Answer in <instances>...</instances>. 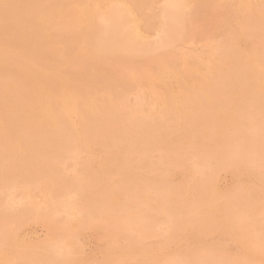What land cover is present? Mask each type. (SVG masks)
Returning a JSON list of instances; mask_svg holds the SVG:
<instances>
[{"label": "rangeland", "instance_id": "374dc122", "mask_svg": "<svg viewBox=\"0 0 264 264\" xmlns=\"http://www.w3.org/2000/svg\"><path fill=\"white\" fill-rule=\"evenodd\" d=\"M30 1H33V2H30ZM25 2H27L28 4ZM91 2H90V0H25V1L24 0H19V1L18 0H8V1L7 0H0V19H1L0 20V22H1L0 23V43L2 44V45H0V75H1V77H0V80H1L0 81V96L3 95L0 98V102H1L0 103V106H1V108H0V121H3V122H0V123H2L0 126V130L1 131L3 130V132H0V156L3 154L0 157V167H1L0 168V171H1L0 172V174H1V176H0V202H1L0 203V218H2L1 216H4L5 218L7 217L6 220L4 219V217L2 219H0V221L4 219L3 220L4 223H3V221L0 222V235H1V233H2V235L4 234L5 238L8 236L7 239L2 237V235L0 236V238L2 237V239L4 241L6 240L4 242L3 240L0 239V264H21V263L22 264H58V263L59 264H70V263L71 264H127V263L128 264L129 263L130 264H178L179 261L180 262L184 261L183 263H179V264H190V263L191 264H194V263L195 264H222V262H223V264H226V263L227 264H241V263L242 264H252L254 261L255 262L253 264H255V263L256 264H264V252H263L264 251V244H260L261 248L263 250L260 248V246L258 247V245H255V242H256V244H259V243H262V241L264 240V239L262 240V237L264 236V234H263L264 233V230H263L264 227L262 228V226H264L263 225L264 224V213H263L264 212L263 211L264 210L263 209L264 208L263 207L264 206L263 205L264 204V201H263L264 200V191H263L264 190V180H262V179H264V177H263L264 176V170H263L264 169V167H263L264 166V164H263L264 163V160H263L264 159L263 158L264 157V150H262V148H264V146H263L264 145V143H263V141H264L263 140L264 139V134H263V132H264V112H263L264 111V104H262V103H264V86H259L260 82H261V84L264 85V82H263V79H264V69H263L264 68V60L261 59V58L264 59V56H261V55H264V53H263L264 51H262L264 49V0H123L122 2H125V3H121V0H112V1L111 0H97V2L99 4L96 2V0H92ZM117 2H119V3H117ZM76 3H78V4H76ZM120 3L122 5H120ZM29 4L32 6V8H31V6H29V8H28ZM34 5H36V6L34 7ZM88 5L90 7H88ZM98 5H100V6H98ZM43 6H44V8H43ZM58 6H60L61 8ZM79 6H81V7L77 8ZM84 6H85V9H87V10H85L83 8ZM94 6H96V7H94ZM2 7H3V9H2ZM55 7H56V9H55ZM98 7H99V9H98ZM41 8L44 9L45 12ZM46 8H47V10L49 9L48 11L51 10L50 12H52L54 16L51 13H49L48 11L46 12ZM95 8H97V9L95 10ZM102 8H103V10H102ZM39 10L41 11V13H38V12H40ZM81 10H84L87 13H85L84 11H81ZM1 11H2V13H1ZM17 11H18V13H17ZM88 11H90L91 13H89ZM28 12L30 13V16H29ZM43 12L46 15H44ZM82 12H83V14H82ZM110 13H112V14L110 15ZM2 14H3V16H2ZM48 14L50 15L51 18L48 17L49 16ZM89 14H91V16H93L94 21H93L92 17L89 16ZM178 14H180V15H178ZM24 15H26V17ZM32 15H34L33 18L31 17ZM84 15H85V17H83ZM136 15H137V17H136ZM23 16H24V19H23ZM28 17L32 20V23H34V24L36 23L35 26L31 25L32 24L31 20H29ZM45 17H48V18L45 19ZM105 17H107V19ZM8 18H10V19H8ZM75 18H77V19L75 20ZM88 18H89V21H88ZM99 18H102V20H100ZM133 18L136 20H134ZM25 19L27 20V23L25 22L26 21ZM52 19H53V21H52ZM50 22H54V23H52V25H51ZM86 22L88 23L87 25H89V26L86 25ZM90 23H92V24H90ZM135 23H139V24H135ZM90 25H92V26L94 25V26L91 27ZM231 25H232L231 28H233L234 30H232L230 28ZM25 26H28V27H25ZM55 26H56V28H55ZM81 26H84V28H82ZM100 26H102V27L100 28ZM19 27H21L22 29ZM24 27H25V29H24ZM80 27H81V29H80ZM30 28L33 30H31ZM29 29H30V31H29ZM45 29H46V31H45ZM9 30H11V31H9ZM69 30H71V31H69ZM95 30H96L97 34H96V32L94 34ZM101 30H103V31H101ZM6 31H7V33H6ZM27 31H29V32H27ZM83 31H85V34H83L84 33ZM241 31H244V33ZM25 32L28 33L27 37H26L27 34H24ZM140 32H141V34H140ZM1 33H3V34H1ZM12 33H16L17 35L12 34ZM30 33L32 36L30 35ZM75 33L78 36V39L80 38L79 40L76 39L77 37L75 36ZM138 33L140 36L138 35ZM8 34L10 36H8ZM34 34H36V35L34 36ZM236 34H237V37H236ZM245 34H247L246 37L244 36ZM13 35L15 38L13 37ZM29 35L31 37H29ZM70 35H73V36L70 37ZM86 35H88L89 38H92V39H89L88 36H86ZM92 35H94L96 37H94ZM239 37L241 38L240 40H239ZM21 38L24 39V42ZM26 38L28 39V41ZM71 38L74 39V42H77V44L73 43V40ZM87 38H88V40H87ZM245 38H246V40H244ZM29 39H30V41H29ZM236 39H237V41H236ZM1 40H3V41L5 40L4 43H6L7 45L4 44ZM90 40L93 42L92 43L89 42V44H87L88 43L87 41H90ZM33 41H36V42L33 43ZM69 41L72 42L73 44L70 43ZM246 41H248V42H246ZM97 42H98V44H97ZM238 42H240V43H238ZM16 43H18V44H16ZM19 43H20V45H19ZM21 43H22V45H21ZM35 43H38V44L35 45ZM40 43H41L42 47H44L43 49H42ZM233 43H234V45H233ZM8 44H9V47H7ZM235 44H236V46L238 44L240 45V47H239V45L237 46L239 48H237L236 51H235ZM91 45H93L95 48ZM1 47L3 49L6 48L5 50H7V51L6 52L3 51V49ZM10 47H11V50H14L13 53H15V54L17 53V55H16L17 57L13 53H9V56H10V54H11V56L14 55L13 57H15L17 61L15 60V58L9 57L7 55ZM25 47H26V49H25ZM251 47H253L255 50H258V51H255L258 54L257 56L254 55V51H253L254 49L248 50V49H251ZM261 47H262V50H261ZM19 48L21 50H19ZM29 48H31V51H34V52H31V53H33V55H31L30 52L29 53L27 52L30 50ZM35 48L37 49L38 52L41 51V52H39V53H41L40 56H38L39 54H37L38 53L37 51L35 52V50H36ZM106 48H107V50H106ZM88 49H89V51H87ZM11 50L9 52H12ZM18 50H19V52H17ZM90 50H91V53H90ZM108 50H110V51H108ZM242 50H244V52ZM260 50L262 51L263 54L261 53ZM22 51H23V53H22ZM3 52H5L6 54ZM85 52H86V54H85ZM93 52H95V53H93ZM92 54H95V56ZM97 54H99V56ZM101 54L104 56H102ZM237 54L240 58L238 56L236 57ZM18 55H19V57H18ZM246 55H247V57H246ZM6 56H7V60L12 61V62H8V64H3L4 62H7V60L4 61V59H6ZM21 56H23V58L25 60L23 58H21ZM26 56H27V58L32 57L33 62L30 59L25 58ZM231 57H232V59H231ZM235 57H236V59H234ZM241 57H243V58H241ZM248 57H250L251 59ZM19 58H20V60H19ZM238 58H239V61L238 62L235 61ZM35 59H36V61H35ZM260 59H261V61H260ZM23 60L27 63L28 62L29 63L31 62V63L27 64ZM213 60L216 62L214 63ZM258 60L260 61V63L258 62ZM2 61H4V62H2ZM217 61H219L220 64H218ZM251 62H252V64H251ZM261 62H262L263 66L261 65ZM9 63H10V65H9ZM21 63H23L22 67H25V64L27 65L25 67V70H22L24 68H22V69L20 68L19 64H21ZM33 63H34V67L31 66V65H33ZM241 63H242V66H241ZM15 64H16V66H15ZM236 64H238V65H236ZM3 65L4 66L6 65L5 70H3V67H2ZM215 65L217 67H215ZM224 65H226V67H224ZM246 65H249V66H246ZM8 66H9V69H8L9 71L6 70L8 68ZM200 66L202 68V74H201V70L199 71V69H201V68H198ZM239 66L242 68H240ZM244 66H246V69ZM250 66H252V68H250ZM1 67H2L3 71L1 70ZM27 67H29V69H32L33 74H35L36 76L32 75V71H29ZM220 67H222V68H220ZM247 67H249L250 70H248L249 68L247 69ZM212 68L213 69L215 68V70H213ZM228 68L230 71L228 70ZM256 68H257V70H256ZM261 68H262L263 73H262V71H260ZM14 69H15V71L17 70L16 73H14ZM170 69H171V71H170ZM240 69H242V70H240ZM252 69H253L254 73H253ZM10 70H13L14 76L12 75L13 73ZM18 70L21 71V73L18 74ZM161 70L164 71L163 74L161 73ZM209 70L210 71L213 70L212 73H210ZM236 70H237V73H235ZM243 70H245V73ZM247 70L249 71V76L251 75L250 77H252V75L255 74L256 71H258V73L255 75L256 76L258 75V76L256 77L255 75H253V77L250 78L246 73ZM1 71H2V73H5V74L3 75L1 73ZM22 71H24V73H22ZM34 71H35V73H34ZM176 71H177V73H176ZM217 71H218V73H217ZM239 71H243V74L242 73H240V74L241 75L245 74L246 79L244 77H240V78L238 77V76H241L239 74ZM82 72H84V74ZM6 73H9L8 74L9 76ZM79 73H80V75H79ZM214 73L216 75H214ZM232 73H233V75L235 74V76L230 75ZM16 74H18V75H16ZM169 74H170V76L167 77V75H169ZM171 74H172V76H171ZM237 74H238V76H237L238 78L236 77ZM24 75L25 76L30 75L29 77H31V79L29 77H25ZM164 75H166V77L163 78L162 76H164ZM6 76H8V77H6ZM15 76H18V77H15ZM230 76H231V78H230ZM85 78H86V81H85ZM227 78H230V79L227 80ZM248 78L251 81L248 80L249 82H247ZM257 78H259L260 81H257L258 80ZM231 79H234V80H232L233 83L230 82ZM255 79H257V80H255ZM22 80L26 81V82L23 81L24 82L23 85H21ZM96 80H97V82H95ZM169 80H170V82H169ZM241 80H243L242 82H244V80H246L244 82V84L242 83V85H244V87H246L247 85H248V87L249 86L250 87L244 88L242 85H240ZM252 80L253 81L255 80L254 81V82H256L255 85H253L254 82H252ZM226 81H229V84H230L229 86H228V82L226 83ZM234 81H236L235 84H234ZM238 81H240V84L238 83ZM82 82H83V84H82ZM87 82H89V83H87ZM109 82H111V85H109L110 84ZM250 82H251V84H250ZM246 83H248V84L246 85ZM99 84H101V85H99ZM191 84L195 89L191 86ZM196 84H198V85H196ZM199 85H200V89H199ZM30 86H33V87H30ZM107 86H109V87H107ZM178 86H180V87H178ZM176 87H178V88H176ZM237 88L239 89L238 92L236 91V90H238ZM240 88H241V90H240ZM260 88L262 91L259 90ZM31 89L34 90L35 93H34V91L32 92ZM79 89L81 91H79ZM179 89H181V90H179ZM229 89H230V91H229ZM87 90H89V91H87ZM176 90H178V91H176ZM248 90H250V91L248 92ZM26 91H28V92H26ZM179 91H181V92H179ZM232 91H233V93H232ZM240 91H241V93H239ZM78 92H80V94ZM24 93H26V94H24ZM27 93L29 95L30 94L32 95V93H33L32 97H31V95L29 96ZM81 93L82 94L85 93L84 94L85 97ZM175 93H176V95H175ZM250 93L252 96L250 95ZM6 94H7V96L5 97ZM75 94H77V95H75ZM102 94L105 95V97ZM196 94H197V96H196ZM234 94H236L237 96L239 95V97L237 98V96ZM27 95L29 97H31L32 100H31V98L30 99L28 98L29 101L25 100L27 98H24V97L25 96L28 97ZM67 95L69 96V99H68ZM100 95L102 98H100ZM108 95L110 96V99H112V97H113V99L112 100L108 99V97H109ZM179 95H181V96H179ZM231 95H234V96H231ZM22 96H23V98H22L23 100L19 98ZM55 96H57V98H55ZM74 96L76 97V99H74L75 98ZM96 96L97 97L99 96V98L101 100L103 99V101H101L100 99L98 100V98ZM253 96H254V98H253ZM3 97L6 99V103L4 102L5 99ZM33 97L35 98L37 103L39 102L38 104H36V101L33 100L34 99ZM77 97H79V99ZM81 97L83 99H80ZM2 98H3V100H2ZM18 98H19V100H18ZM53 98H54V102L52 100ZM66 98L68 100H70V98L72 99L73 102L70 101L69 105L71 104L72 107L74 106L75 109L77 108L76 111L78 110L79 113H80V109H78V108L80 106H81V108L84 107L81 109V113L82 114L85 113L84 116L78 115V113L76 115L66 114L65 112L67 110V107H66V104L64 102V100ZM94 98L97 100L98 105L94 103L96 101V100L93 101ZM252 98L255 100L254 104L252 103L253 102ZM40 99H41V101H40ZM48 99H51L52 103H51V101H48ZM214 99L216 102L214 101ZM56 100H57L58 104L61 103L60 101H62L61 105L60 104L59 105L57 104L58 106L55 105ZM78 100H79V103L81 105L78 104V102H77ZM109 100L111 102H113L114 104H111V102ZM169 100H170V102H169ZM177 100H179V101L177 102ZM230 100L232 102H234L235 105ZM235 100H237V101H235ZM26 101L30 102V104L32 102V104H31L32 106L29 103H27V106H26ZM42 101H47V103L46 102L42 103ZM88 101L89 102L91 101L90 102L91 106H90ZM143 101H145V102L143 104H141ZM164 101H168V102H164ZM211 101H212V103H211ZM247 101L249 102V106H248ZM11 102L14 104H17V102H18L19 104L17 105L18 107L16 106V108H18L17 110L15 107L13 109V106H15L13 104L11 110H14V111L9 113V112H7V111H10L8 104H9V106L12 105ZM101 102H103L104 104ZM115 102H117V103L115 104ZM179 102H181V104ZM229 102L232 106H230ZM237 102L238 103L241 102V103L238 104ZM177 103H178V105H177ZM260 103L262 104V106ZM33 104H36V105H33ZM49 104H50V106H49ZM52 104L54 106H56L58 108V110H57V108L55 109L52 106ZM74 104H76V106L77 105H79V106L76 107ZM92 104L97 105V106H93ZM102 104H103V107H102ZM245 104L247 105V107L244 106ZM258 104H259V106H258ZM118 105H119V107H118ZM142 105H145V106H142ZM161 105H163V107ZM164 105H168V106L170 105V108L167 106H164ZM233 105H234V107L236 106V108H234ZM5 106H7V108H5ZM19 106H20V108H22L21 106H23L24 108L20 109ZM35 106H36V108H33ZM175 106H177V107H175ZM180 106H181L182 110L179 109ZM227 106H229L230 108ZM62 107H64L65 110ZM85 107H86V109L87 108L88 109L86 110ZM106 107H107V109H106ZM110 107H112V108H110ZM133 107H134V109H133ZM171 107H173L174 110ZM232 107H233V109H232ZM261 107H263V108H261ZM60 108L63 109L64 111L60 110ZM115 108H116V110H115ZM130 108H132V109H130ZM144 108L147 110H145ZM158 108L159 109L164 108V109L159 110ZM166 108H169V109H166ZM226 108L228 111L232 112V114H231L232 116L229 115L230 114L229 112H228L229 116L226 115L227 114ZM35 109H37L36 111H38V113L35 111ZM53 109L56 110L57 113L54 112ZM171 109H172V112H171ZM239 109L241 110V113H240ZM256 109H258V111ZM260 109H261V111H260ZM1 110H3L2 112H3L4 118L1 116L2 115ZM4 110H7V111L5 112ZM20 110H22V111L20 112ZM111 110H113V111H111ZM129 110H130V113H129ZM133 110L134 111L136 110V111L133 112ZM150 110H152L153 113ZM166 110H168V111H166ZM178 110L181 112L184 110V112L186 111V113L184 114V112H182L183 113L182 114L180 112H177ZM15 111H16V113L14 114ZM47 111H48V113H47ZM51 111H53V112H51ZM115 111L117 113H114ZM131 111L133 113H131ZM143 111L144 112L147 111L146 113L149 112L148 113L149 115L146 113L143 114L142 113ZM4 112L6 113V115H4ZM87 112H89V113H87ZM105 112H107V113H105ZM111 112H113L114 114ZM221 112H224V113H222L223 115L221 114ZM29 113H31V114H29ZM53 113H55V118L53 117L54 116ZM154 113L156 116L154 115ZM164 113H166V114H164ZM168 113H169V115H167ZM171 113L174 115H172ZM178 113H180V114H178ZM7 114H8V117H7ZM17 114H19V115H17ZM32 114L34 115V118L32 117L33 116ZM36 114H38V115H36ZM40 114L44 115V117L41 115L43 118H48V116H50V118L47 119V123H45L46 122L45 119H44L45 122H42V119H43L42 117H40V119H38V116H40ZM118 114H119V116H118ZM175 114L176 115L178 114L179 116L178 115L176 116ZM21 115H24L23 117L25 118V120L28 117L27 120L31 121V122H27V120L26 121L24 120V122H23V119H22L23 117ZM25 115H26V117H25ZM72 115L75 117L78 115V117H76V118L79 119L80 121H77L75 119V117H72ZM120 115L122 118H119ZM151 115H154L155 118ZM163 115H166L167 117L163 116ZM185 115H187V116H185ZM224 115H226V116H224ZM233 115H234V117L238 115L237 121H236L237 117L234 118ZM5 116L7 118L11 119V121H9V119L8 120L6 119V121H8L7 123H9V122L11 123L10 126L8 124V127H7L6 121H4L6 118ZM9 116H13V119ZM58 116L62 117V119H60V117H58ZM66 116L68 118H70V119H68L69 121L73 119L74 122L72 120L70 122H73V123L70 124V123H68L69 121L67 120V123H66L65 122V120L67 119ZM79 116H81V117H79ZM113 116H116V119ZM124 116L126 117V119H124ZM160 116H162L163 118ZM195 116L198 117L197 120L195 119L196 118ZM200 116H205V117L202 118ZM217 116H218L219 123L217 120ZM31 117H32V119H31ZM65 117H66V119H65ZM83 117L88 118V119L90 118V119H89V121L87 120V122H86ZM95 117L97 118V120H95L96 119ZM151 117H153V118H151ZM178 117H179V119H177ZM183 117H184V119H183ZM185 117H187L189 119V120L187 119V122H186ZM199 117L201 120L199 119ZM227 117H229L228 122H227V120H228ZM51 118L53 121L51 120ZM91 118H92V120L95 118L94 119L95 121L93 120L92 122H90ZM102 118L104 120H106L108 118L109 121L106 120L107 123H105V121ZM59 119L61 120V124H65L66 126L65 125L62 126L60 124ZM82 119H84V121H85L84 123H82ZM117 119H119V120H117ZM121 119H123L124 121ZM164 119H166V120H164ZM176 119L178 121H175ZM213 119H214L215 123L217 120V123L219 124L218 126H217V124L212 123ZM35 120L37 121V124H36ZM48 120L49 121L51 120V122H48ZM56 120H58L59 123ZM192 120H194V122L195 121L197 122L198 120L200 122L202 121L201 123L197 122V123H200L202 126H200L199 124H197V126H196V122H195V125L193 124V122L192 123L188 122V121H192ZM231 120H233V121H231ZM96 121H98L99 123ZM203 121H205V122H203ZM221 121H223L222 123L225 125V127H223L224 125H222ZM26 122L29 123V126ZM41 122L44 124V126L40 125ZM52 122H55V123H52ZM167 122L170 124V125H168L169 128L164 127V126H167V125H164V124H168ZM209 122L212 123V125L214 124L213 125L214 127L212 126V129L209 128V127H211L210 126L211 124L209 125ZM226 122L228 124H232L233 126H234V124H235V126L237 124V127L234 126L235 127L234 128L232 125H230V127H229V126H227L228 124ZM30 123H32V124H30ZM57 123L61 125L60 128H59V125ZM88 123H89V127L92 126L90 128V130L87 129ZM256 123L259 125L257 126ZM47 124H49V126L54 124V127H52L53 132L49 133L48 129L45 130L46 129L45 126H48ZM55 124H57L58 129L55 128L56 127ZM84 124L86 125V129L89 130V132H91V136H90V133L88 131H87V133L85 132L86 129H85V131H84V128L82 130L81 127H85ZM116 124H118V125H116ZM135 124L137 127L135 126ZM137 124L140 125L141 127L138 126ZM156 124H158L159 126L161 125V126L159 127ZM162 124H163V126H162ZM177 124H178V127L176 126L175 127L176 129L173 128L174 127L173 125H177ZM190 124H192L191 127H189ZM5 125H6L7 129L5 128ZM25 125L27 126V130H26ZM32 125L38 126V127L36 126V130L39 127H40L39 128L40 130H42L45 127L43 129L44 132L39 131V129L36 131ZM78 125H80V126L82 125V126L80 127ZM206 125H208V126H206ZM215 125L217 126V129H215V127H216ZM2 126L4 129H2ZM64 126L65 127L73 126V127L69 128V130H73V132L71 131L72 134L70 133L68 128H65L67 131L64 130L65 131V134H64V132H63ZM77 126H78V128H76ZM97 126H99L100 129H98ZM150 126L154 128V129L152 128L151 131H149L151 128ZM156 126H157V128H156ZM182 126L183 127L185 126L186 128L185 127L182 128ZM61 127H63V128L61 129ZM79 127L81 128L82 132L79 131L80 130ZM108 127H110V128L107 130ZM114 127H116V128H114ZM161 127H164L163 130L160 129ZM179 127H180V131H177V129L179 130ZM198 127H199V129H198ZM220 127L221 128L223 127V131ZM226 127H228V128H226ZM30 128L31 129L33 128L34 130H31ZM92 128H93V130H91ZM105 128H106V130H105ZM134 128H135V130H134ZM143 128L146 129L145 132H144ZM155 128H156V130H155ZM170 128H172V129H170ZM187 128H188V130H187ZM194 128H195V130H197L196 131L197 134L195 132H193V131H195ZM201 128H202V130H201ZM204 128H207L208 131L210 130L208 132L205 129L208 132V134L205 130H203ZM110 129H111V131H110ZM141 129H143V130H141ZM157 129H158V132H157ZM168 129H170V130H168ZM262 129H263V131H262ZM161 130L164 133L161 132ZM164 130H166V131H164ZM174 130H175V132H174ZM231 130H233V131H231ZM253 130L255 132L256 131L258 132L260 130L259 131L260 133H258V134L255 133V135H254ZM50 131H51V129H50ZM116 131H118V132H116ZM120 131H122V132H120ZM169 131L173 132L174 134L176 133L177 137L175 135H172V133H169ZM191 131H192V133L188 134ZM199 131H201V133ZM202 131H203V133H202ZM226 131H228V135L230 137L227 135ZM229 131H231V132H229ZM93 132H94V134H93ZM96 132H98V133H96ZM102 132H104V134H105V132L108 134V135L105 134L106 137L110 135V137L106 138L105 135L102 134L105 142H104V140H103V142H101L102 138L99 137V136H102V135H100ZM150 132H152L154 134L161 132V134L159 133V136L157 137V134L156 135L153 134L154 136H152V134ZM185 132H187V133H185ZM198 132L200 133V135ZM220 132L224 136L221 135ZM236 132H238V133H236ZM244 132H245V134H247V136L244 135ZM2 133L4 136L2 135ZM53 133H55L56 136ZM66 133L70 134L69 136L72 135L71 138ZM88 133H89V135H88ZM131 133L133 134V136H130V135H132ZM167 133H168V135L170 134L169 136H171V137L167 136L166 135ZM177 133H179V135ZM194 133L197 135V137H195V138L193 137V138L195 140L197 139L198 141L197 140L195 141L192 137H190V136H192V134L194 136L195 135ZM209 133H210V135H209ZM6 134H7V137H6ZM78 134H80V135H78ZM81 134H83V135H81ZM113 134L118 135V137L114 136ZM121 134L122 135L124 134V136H122ZM180 134L181 135L184 134L185 137L183 136V138H185V139H183ZM185 134H187V136ZM203 134H206V135H203ZM216 134H218V135H216ZM230 134H232V136L234 134V136L231 137ZM57 135L60 138L63 137V140L65 139L64 137H66V138L68 137L67 140L68 139L69 140L68 141L64 140V142H63L62 139L60 140L57 137ZM112 135H113V137H112ZM162 135H163L162 139H164V138L168 139V140L164 139V141H166V142H164L161 139ZM248 135L250 136V139H249ZM73 136H74L75 140H73ZM87 136L88 137L90 136V138H92V137L93 138L91 140L87 141V139H88ZM94 136H96V137H94ZM142 136L145 139L144 141H146V142H144V141L143 142L145 143V145L146 144L148 145V146L146 145V148L144 147V144L140 145L143 143L142 142V140H143ZM149 136H151L150 137L151 139L148 138ZM198 136H200V137H198ZM226 136L229 138H227ZM82 137H83V139L86 138L85 140L87 141V144L95 146L94 147L95 150L93 149V146L90 147L89 145H85L86 144L85 140H83ZM120 137H121V139H120ZM154 137L156 139H158L160 137L159 138L160 140L158 139V141L161 143L163 141L164 145L161 143H158V141H156L158 144L157 143L155 144L154 140H156V139H154ZM187 137H189V138H187ZM108 138L109 139L112 138V140L111 139L109 140ZM126 138H128L127 140L128 141L130 140L131 143L128 142L126 140ZM130 138H132V139H130ZM137 138H139L141 141ZM169 138H171V139H169ZM200 138H203V139H200ZM204 138H206V141L204 140ZM215 138H216V140H215ZM224 138H225V140H224ZM253 138H255V139L253 140ZM260 138H262V139H260ZM70 139H72L71 141H74V143L73 142L72 143L71 142L66 143V141L69 142ZM76 139L78 140V142ZM93 139H95V140L100 139L101 141L97 140L98 142H96ZM147 139L149 141L150 140L151 141L149 142ZM187 139L188 140L190 139L189 140L190 143L187 142ZM207 139L209 141H211L212 143L207 141ZM226 139H228V140L226 141ZM244 139H246L247 141H245ZM29 140H30V142H29ZM31 140L34 143H31ZM92 140L95 143L92 142ZM123 140L126 141V143L128 145L124 149L122 147H125L126 145H125V142ZM131 140H133V141L135 140L134 141L135 143ZM199 140H200V142H199ZM201 140L206 142V143L203 142L205 147L204 146L201 147V145L203 144V143H201ZM36 141H37V143H35ZM108 141L110 142V144ZM118 141H120V142H118ZM122 141H123V143H122ZM136 141H137V143H136ZM170 141H172V142H170ZM183 141H185V142H183ZM244 141L246 143H244ZM8 142H10V143H8ZM19 142H21V143H19ZM81 142H82V144H81ZM90 142H92V144ZM106 142H108V143H106ZM180 142L185 143L186 145L184 144V146H183V144L181 145ZM191 142H192V144H195L193 146H196V148L197 147H199V148L197 150L194 149L195 147H193L191 145ZM218 142L220 144H218ZM240 142H242V143H240ZM249 142H252V143H249ZM138 143H139V146L134 147V145H136ZM79 144H80V146L84 144L87 149H85L84 146L83 147L81 146L82 147L81 148L79 146ZM107 144L109 145V147L112 146V147H110L111 149L108 148V146H106ZM150 144H152L151 145L152 147L154 146L153 149H150V148H152V147H149ZM172 144H174L173 147L171 146ZM176 144H177V146H175ZM178 144H180V146H182V147H179ZM188 144L191 145V147H189ZM205 144L207 145V147ZM223 144H225L224 145L225 147L223 146ZM255 144H257V145H255ZM131 145H132V147H131ZM156 145H157V147H156ZM209 145L211 147H209ZM214 145H215L214 148H216L217 146L219 147L218 151L213 148ZM250 145L253 146L254 148L251 147ZM104 146H106L108 148V150L110 149L109 150L110 152ZM244 146H246V148L248 147L249 149L248 148L246 149ZM161 147H162V149H161ZM200 147L202 148V150H200ZM233 147L237 150H235ZM238 147H240V148H238ZM118 148L120 149V151ZM128 148L130 149L129 151H128ZM138 148H139V151H137ZM158 148H159V150L160 149L161 150L159 151ZM164 148H166V149H164ZM257 148H258V150H257ZM103 149H104V151H106V153H108V155H106L105 152H102ZM133 149H135V150L133 151ZM173 149L176 151L174 152ZM245 149L247 150V152ZM25 150H28V151H25ZM122 150H124L125 153ZM163 150H164V152H163ZM166 150H170L167 152H171V154L173 153L172 155H175L176 157L172 156L170 153L164 154V153H167ZM179 150H181L180 151L181 153L177 152ZM183 150L185 151V153L183 152ZM220 150H222V151L220 152ZM227 150L229 152H233V153L230 154V153H228ZM242 150H244V151H242ZM249 150H251L250 152L253 154H250ZM254 150H256V151H254ZM99 151H100V153H99ZM116 151L118 154L116 153ZM140 151H141V153H140ZM195 151H197V152H195ZM204 151H205V153L203 155ZM121 152H123V153H121ZM176 152L180 153L182 158L179 156V154H176ZM243 152H246V153L249 152L248 156L249 157L254 156L255 160L251 157V159H252V161H251V159L247 156L246 153L241 154ZM95 153H99L101 155L95 154ZM161 153H163V155L166 157H163ZM198 153H199V155L201 154L202 157H199ZM103 154H104V156H106V158L99 159V158L104 157ZM120 154H121V156L124 157V159H123V157L120 156ZM128 154L131 155V157L128 158L127 157ZM254 154L256 156L260 157L261 162H258V161H260V159L256 158V156ZM97 155L99 157H97ZM118 155L123 160L124 166H123V163L120 162L122 160L119 159ZM239 155L241 156V158ZM116 156H118L117 157L118 161H115V160H117ZM233 156H234V158H236V157L237 158L234 159ZM158 157L160 160L159 162H157ZM174 157L177 159L175 160ZM179 157L181 158V160H179L180 159ZM222 157H223V159H221L222 160L221 161L220 158H222ZM229 157H231V159H229ZM23 158H25V159H23ZM168 158L171 160H169ZM11 159H12V161H11ZM111 159H112V162H111ZM150 159H152V160H150ZM161 159H163V160H161ZM237 159H239V160L242 159L241 160L242 162H240ZM124 160H126L127 162ZM188 160L190 162H188ZM223 160H226L228 162L227 165L224 164L226 161L224 162ZM230 160H231V162H230ZM232 160H234V161H232ZM235 160H236V163H235ZM99 161H102V165H101V162H99ZM176 161H178V162H176ZM155 162H157V163H155ZM167 162H168L169 168L167 167ZM175 162H176V164H175ZM181 162L184 164H182ZM254 162H257L258 164L256 165V163L254 164ZM13 163L15 166L14 165L12 166ZM87 163H88V165H87ZM104 163L105 164L107 163L108 165L106 164V166H105ZM119 163H120V165H119ZM161 163H162V170H161V168H159V167H161ZM180 163L182 165H187L188 167L190 165V167L188 168L187 166H183L185 168L184 169L182 167L184 169L183 170L182 168H180L182 166V165L180 166ZM238 163H240L241 166L238 165ZM9 164L12 167L8 166ZM142 164H143V166H142ZM155 164H158V166ZM193 164H195V165H193ZM110 165H112L113 167ZM114 165H116V167ZM125 165H126V168H128V166L130 167L129 168L130 171L125 168ZM242 165H244L245 167ZM248 165L250 166V167H248L249 169L247 168ZM259 165L261 168L259 167ZM7 166L10 170L7 168ZM101 166H105L106 168L104 167L105 168L104 169ZM107 166H109L110 169H108L109 167L107 168ZM133 166H135V167H133ZM173 166L174 167L176 166L175 167L176 169ZM178 166H180V167H178ZM256 166H257V168H260V169L255 168ZM2 167L6 170H4ZM123 167H124V169H122ZM150 167H152V168L150 169ZM87 168H89V169H87ZM96 168H99L100 170L99 169L96 170ZM117 168H120L119 169L120 171ZM133 168H135V169H133ZM137 168H140V169H137ZM153 168H155V169H153ZM245 168H247V170H245ZM253 168H255V170H253ZM1 169L3 170V172ZM102 169L104 170L103 173L101 172V171H103ZM111 169H113V171ZM193 169H196V170L193 171ZM256 169H257V172H256ZM7 170H9L11 173ZM98 170L101 173H98L99 172ZM106 170L107 171L110 170L109 171L110 173L107 172ZM115 170H117L119 172H117ZM122 170H124V174H123ZM132 170H134V171H132ZM152 170H154V171H152ZM249 170H250V172H248ZM4 171H6L5 174H4ZM93 171H95V172L93 173ZM136 171H138L137 175L134 174V173H136ZM164 171H167L168 173H166ZM170 171H172L173 174ZM197 171H199V172H197ZM205 171H207L206 172L207 174L205 173ZM127 172H129V173H127ZM153 172H155L157 174H155ZM8 173L10 175H8ZM97 173H98V175H100V177L97 176ZM115 173H117L118 176H120L121 178L118 176L116 177ZM125 173H127V174H125ZM140 173H141V177H140ZM147 173H150V174H147ZM192 173L194 175H192ZM197 173H198V175H196ZM94 174H95V176H94ZM102 174L105 176H103ZM111 174H114V175H112V176H114L113 178L110 176ZM129 174L131 177L128 176ZM152 174L155 175L156 177L155 176L151 177ZM201 174H203V175L201 176ZM107 175H109L110 178ZM122 175H124V178ZM256 175H258V176H256ZM4 176L6 178H4ZM89 176H91V177H89ZM187 176L189 179L187 178ZM200 176H201V178H200ZM203 176H205V177H203ZM96 177H98V178L96 179ZM126 177H128L129 179ZM144 177H145V180L147 179L146 180L147 184H145L146 181L144 180ZM166 177H168V180ZM193 177L195 178V180ZM214 177H215V179H214ZM99 178H102V179H99ZM103 178H104V181L108 185L105 184V182L103 181ZM137 178H139V179H137ZM140 178L142 180H144L145 182H143ZM160 178H161V181H160ZM191 178L193 180H191ZM239 178H241V179H239ZM84 179L86 180V182ZM92 179H93V181H92ZM120 179H121V181H119ZM148 179H150L153 182L149 181ZM186 179H188V181H185ZM208 179H210V180H208ZM100 180L103 182L101 183ZM108 180L111 183H109ZM135 180H136L138 186H137ZM154 180H156V181H154ZM140 181L144 185L139 183ZM164 181H166V182H164ZM183 181H184V184H182ZM207 181H212V182H209L210 183L209 184ZM239 181L241 182L242 185L240 184ZM89 182H92L94 184H89ZM118 182L120 183L119 185L122 184L120 187L123 188L124 192L122 191L121 188H119V185H117ZM179 182H181V183H179ZM188 182H189V184H188ZM198 182H200V183H198ZM99 183H101V185ZM192 183H193V185H192ZM85 184H86L87 188L89 186V188H88L89 190L85 187ZM96 184L97 185L99 184L98 185L99 187H97ZM135 184H136V186H135ZM157 184H159V188H158V186L156 187ZM166 184H168V185H166ZM171 184H173V185H171ZM195 184H197V185H195ZM201 184L202 185L204 184V185L202 186ZM91 185L93 186V188L91 187ZM125 185H127V186H125ZM160 185L161 186L163 185V187H160ZM194 185H195V189L193 187ZM205 185H208V186L205 187ZM214 185H215V187H213ZM108 186L111 188V190L115 186L114 189L118 190V191L115 192V190L113 189L112 193H111V190L109 189ZM112 186H113V188H112ZM182 186H185V187L183 188ZM239 186H241V187L244 186V187L242 189ZM84 187H85V189H84ZM141 187H145V188H141ZM155 188H158L159 191L157 190L158 192H156ZM175 188H176V190L178 188L179 189L176 191ZM197 188H200V189L198 190ZM82 189H83V191H82ZM101 189H105L102 191H105L106 193L101 192ZM125 189L126 190L128 189L130 191L127 190V192H126ZM151 189L154 192H152ZM166 189H169V191H167ZM190 189H191V191H190ZM206 189H208V190L210 189V191L212 192V193L210 192L211 195L209 194L208 190H206ZM233 189H234V191H233ZM85 190H87V192ZM132 190H134V192H132ZM160 190H162V191H160ZM164 190H166L167 192ZM183 190H185V192ZM201 190H203L202 191L203 193L202 192L200 193ZM235 190L239 191L238 194H237V191H235ZM250 190L252 192H250ZM256 190H258V191L256 192ZM259 190L260 191L262 190V195H261V192ZM88 191H91V192H88ZM204 191H206V192H204ZM232 191L235 193V195L237 194L239 197H234L235 195H233L234 193ZM240 191H242L243 194H241L242 192H240ZM82 192H84V193H82ZM100 192H101V195H100ZM113 192L118 193L117 196H115L116 194ZM136 192L139 194L136 195ZM170 192L172 193L173 196H171ZM179 192H181V193H179ZM230 192H231V194H230ZM150 193L155 198L154 200H155V202H157L156 204H155V202H153V200H152L153 197ZM155 193H156V195H155ZM162 193H164V194L162 195ZM177 193H178V195H176ZM193 193H194V195H193ZM207 193L209 194V196H206V195H208ZM248 193H249V195H247ZM97 194L100 196V198ZM110 194L113 196H110ZM120 194L124 197L123 198L124 200H122V196ZM132 194H134V196ZM142 194H144V195H142ZM158 194L162 195V197L161 196L158 197L157 196ZM200 194H201V196H200ZM128 195H132V197L128 196ZM164 195H166L168 197H164ZM183 195H185V196H183ZM202 195L203 196L205 195V197H203L205 199H202ZM222 195H224V196H222ZM226 195H227V197H226ZM242 195L243 196L245 195L246 197L244 196V198H243ZM211 196H213V197H211ZM229 196H230V198L231 197L232 198L230 199ZM250 196H252L254 198V200ZM141 197H144V198H141ZM178 197H179V199H178ZM188 197H189V199H188ZM111 198H112V200H111ZM136 198L140 200V202H139L140 205L137 204L138 200ZM150 198H151V200H150ZM162 198L164 201L163 200L160 201ZM174 198H176V199H174ZM222 198H224L223 201L225 203L227 202V204L222 202V200H221ZM245 198H246V200H245ZM255 198L258 199V202H257V199H255ZM261 198L263 199L262 202H261ZM70 199L73 201H71ZM133 199L134 200L136 199L137 202H136V200L134 201ZM141 199H143V201ZM147 199H149L150 201L148 202ZM172 199H174V200H172ZM210 199L215 200V201H213L214 203L212 202V200L210 201ZM238 199H239V201H238ZM243 199H244V201H243ZM99 200H106V202L102 201V203H101V201H100V203H99L98 202ZM108 200H110L111 202ZM233 200H234V203H233ZM235 200H237L238 202L237 201L235 202ZM249 200H251V201H249ZM67 201H68V203H67ZM125 201H127V203ZM206 201L208 202L209 205L207 204ZM216 201H218V202H216ZM73 202H75L77 204H74ZM96 202H97V204H101V205H103V202H104V205L98 206V205H96ZM120 202H122V203H120ZM123 202L125 203V205H123L124 204ZM146 202L150 204L151 208ZM159 202L166 203V204L163 205ZM190 202H191V205H190ZM193 202H194V206H192ZM209 202H211V203H209ZM242 202H244L245 209H243L244 208L243 204L242 205L240 204ZM70 203H72V204H70ZM107 203L109 205H105ZM141 203L143 205H141ZM235 203H238L239 205L235 204ZM254 203H256V204H254ZM258 203H259V206L256 207L258 205ZM260 203H261V205H260ZM120 204H121V206L119 207L118 205H120ZM126 204H127V206H126ZM158 204H160V206H158ZM199 204L200 205L203 204L206 206H204V208H202L203 207L202 206L200 209ZM228 204H230V205L228 206ZM249 204H250V206H249ZM251 204L254 206L252 207ZM48 205H50V206H48ZM59 205L62 206L61 209H60ZM69 205H71V206H69ZM122 205L124 208L122 207ZM219 205H221V206H219ZM65 206H67V208ZM76 206H77V209H73V208H76ZM91 206L93 208H91ZM107 206H108V208H107ZM183 206H187L188 209H187V207L185 208ZM48 207H50V208L55 207V209H53V210L51 209V211H53V212H49L50 208L48 210L47 209ZM56 207L59 209H56ZM71 207L73 210L71 209ZM125 207H127L128 209H126ZM140 207H142V208H140ZM212 207L215 209V211H214V209H212ZM218 207H220V208H218ZM247 207H250V209ZM110 208H112V209H110ZM120 208H121V210H120ZM159 208H160V210H159ZM164 208H166V210H164ZM180 208L181 209L184 208L185 210L183 209V211H185V213H183ZM190 208L193 212V213L192 212L190 213L191 216L187 212L190 210ZM206 208H207V210H206ZM252 208H254L256 210H254ZM63 209H65L66 211ZM141 209L142 210L145 209V211H141ZM168 209L169 210L173 209L174 211H171V210L168 211ZM194 209H195V212L197 211V213H194V211H193ZM209 209H212V210H209ZM222 209L223 210L225 209V210L223 211ZM229 209H231V213H230ZM237 209H238V211H237ZM61 210H63V211H61ZM74 210L77 214H75V213L73 214ZM175 210L180 216L177 213L176 214L178 216L175 214ZM241 210L242 211L245 210V211L243 213H241L242 212ZM64 211H65V213H64ZM113 211H114L115 215H114ZM160 211H162L161 212L162 214L160 213ZM167 211H168V214L170 213L169 214L170 216L167 214ZM210 211H212V212H210ZM255 211H258V212L263 211V212H260L261 216L258 217V214H257L258 212L254 213ZM141 212H142V214H141ZM186 212H187L188 216H186ZM204 212H209L210 214L209 213L206 214ZM62 213H64V214H62ZM66 213L70 218L66 215ZM129 213H131V215ZM144 213H145V215H144ZM171 213H174L173 214L174 216L171 215ZM237 213H239L240 215L238 214V216H235V215H237ZM245 213H248V214H245ZM260 213H259V215H260ZM127 214L132 216V217L131 218H130V216L128 217ZM159 214H161V215H159ZM193 214H196L195 217L193 216ZM205 214L207 216L209 215L208 218ZM243 214H244L245 218L242 217ZM249 214H251L252 218L250 217ZM117 215L119 216L118 218H117ZM120 215H122V216H120ZM123 215L124 216L126 215L127 217L125 216V218H124ZM140 215H142V217ZM143 215L145 216V219H143L144 218ZM73 216H74V218H73ZM107 216H109V217L107 218ZM111 216H112V218H115V219L111 220L110 219ZM135 216H137L138 218ZM163 216L164 217L167 216L168 218L166 219ZM189 216H190V218L192 217V220H191L192 222L189 221L190 220V218H188ZM240 216H241V218H240ZM139 217H141L142 219ZM171 217L173 219H171ZM176 217H178L177 220H176ZM209 217L211 218L210 219L211 222L205 223L206 220L208 221ZM227 217H228V220L230 219L231 221L225 220V219H227ZM246 217L249 218L250 220L247 219ZM8 218L9 219L12 218V219L9 220ZM184 218H186V219L188 218V220H186V219L185 220H186V225H187V222H189L187 226L190 228L185 227L186 225L184 224L185 223ZM203 218H204V220H203ZM233 218H234L233 221L235 222V224H234V222H232ZM118 219H119V221H118ZM193 219H194V222H193ZM237 219H239V220H237ZM108 220H111L113 222V224H111V221L108 222ZM138 220H140L139 221L140 223L138 222ZM199 220H200V226H201V223L203 221V225H202V226H204L203 229H202V226L201 227L198 226ZM120 221L121 222L124 221L125 223L123 224ZM130 221L132 222L131 223L132 226L129 223ZM177 221H179V222H177ZM213 221H214V223H212ZM251 221H252V223L254 221L255 222L252 224V223H250ZM256 221L259 224H257ZM261 221L263 223H261ZM117 222H120V223H117ZM175 222H177V225L180 226L181 228L177 227ZM215 222H217V223L215 224ZM102 223H103V225H102ZM127 223H129V226ZM146 223H148V224H146ZM170 223H172L173 226ZM180 223L184 224L185 226H183L182 224L180 225ZM125 224H127V225L125 226ZM139 224H142L143 226L139 225ZM189 224H190V226H189ZM145 225H146V227H148L149 225L150 226L148 228H145ZM195 225L198 227L196 228ZM220 225L222 228L219 227ZM231 225L233 227H231ZM242 225L243 226L245 225V226L242 227ZM247 225H249L251 227H249ZM255 225L258 227L255 228L256 227ZM205 226H207L208 228H211V229H208ZM228 226H229V228H228ZM172 227L174 228L173 231L176 230L175 232L171 231ZM236 227H238V229H236ZM248 227L251 229H249ZM178 228H179V230H178ZM182 228H184V229L186 228L187 231L185 230V232H183L184 229H182ZM218 228L221 230H218ZM142 229H143V231H142ZM224 229H226V230L229 229V232L224 230ZM244 229H247V230H244ZM103 230H105V231H103ZM181 230H182V232H180ZM190 230H192L194 232H192ZM200 230H202V232ZM206 230H208V231H206ZM209 230H212L213 234H211L212 231H209ZM247 231L250 233H247ZM176 232H178V233H176ZM232 232H233V234H231ZM238 232H239V234H238ZM252 232H254L255 234ZM257 232H258V234H256ZM160 233H162L161 234L162 236L160 235ZM179 233H181V234H179ZM201 233L202 234L204 233V234L202 235ZM226 233H228V234H226ZM175 234L180 239H178ZM192 234L193 235L195 234V235L192 237L191 236ZM207 234H208V237H207ZM229 234L232 236H230ZM245 234L246 235L249 234L248 235L249 237L246 236ZM251 234H253V235L251 236ZM164 235H166V236H164ZM199 235H201V236L198 237ZM209 235L212 237L210 238ZM254 235L257 238L253 237ZM151 236L154 237L155 239L152 238ZM202 236H203V238H202ZM9 237L11 238V240H13L10 243H8V240L10 239ZM148 237H150V238H148ZM186 237H188V238H186ZM227 237H229V240ZM234 238H235V240H234ZM164 239H170V240L167 241ZM199 239L201 240V242L204 240L203 242L204 243L206 242L208 244L206 245V243L204 244L203 242L200 243ZM239 239H241V240H239ZM11 240H9V241H11ZM226 240H228V242ZM237 240L240 241V243ZM249 240H251V243ZM258 240H261V242L260 241L258 242ZM214 241L216 242V244ZM229 241H231V242H229ZM233 242L235 244L237 243V245H235ZM186 244H188V245H186ZM211 244L213 246L216 245L220 249L215 246V248L219 249V250L218 251L214 250V247ZM252 244H254V246L250 247V246H252ZM175 245H177V247ZM180 246L182 247V249H180L181 248ZM13 247H15V249ZM31 247L34 248L35 251H33ZM203 247H204V249H203ZM211 247H212V249H211ZM243 247H245V248H243ZM8 248H10V249L8 250ZM132 248H134V249H132ZM221 248H222V251H221ZM246 248H247V250H246ZM177 249H178V251H176ZM27 250H29V251L27 252ZM183 250H186V251H184L185 253H183V255H182L181 253L183 252ZM10 251H12V252H10ZM187 251H190V252H187ZM6 252H9V254H12V255H9ZM216 252H218V253H216ZM247 252H249L250 254ZM30 253H31V255H30ZM259 253H261V254H259ZM23 254L27 257H25ZM189 254L191 256H189ZM245 254H246V256H244ZM22 255H23V257H21ZM35 255H37V256H35ZM203 255H206V256H203ZM224 255H226V256L224 257ZM254 255H255V257H254ZM30 256H32V257H30ZM120 256H122V257H120ZM194 257H196V258H194ZM119 258H121L123 260H121ZM24 259H25V261H24ZM66 259H67V261H66ZM243 259H244V261H243ZM7 261H9V263ZM122 261H123V263H122ZM63 262H65V263H63ZM175 262H177V263H175ZM200 262H202V263H200Z\"/></svg>", "mask_w": 264, "mask_h": 264}, {"label": "bare ground", "instance_id": "6f19581e", "mask_svg": "<svg viewBox=\"0 0 264 264\" xmlns=\"http://www.w3.org/2000/svg\"><path fill=\"white\" fill-rule=\"evenodd\" d=\"M7 1H8V0H7ZM18 1H19V0H18ZM24 1H25V0H24ZM91 1H92V0H90V2H91ZM111 1H112V0H111ZM122 1H123V0H121V3H125V2H122ZM14 2H15V1H14ZM22 2H23V1H22ZM30 2H33V1H30ZM96 2H97V0H96ZM100 2H101V1H100ZM7 3H8V2H7ZM23 3H24V2H23ZM25 3H27V2H25ZM91 3H92V2H91ZM91 3H90V4H91ZM97 3H98V2H97ZM102 3H103V2H102ZM117 3H119V2H117ZM121 3H120V5H122ZM27 4H28V3H27ZM30 4H31V3H30ZM30 4L28 5V8H29V6H31ZM76 4H78V3H76ZM94 4H95V3H94ZM98 4H99V3H98ZM11 5H12V4H11ZM25 5H26V4H25ZM80 5H81V4H80ZM175 5H176V4H175ZM4 6H5V5H4ZM17 6H18V5H17ZM21 6H22V5H21ZM35 6H36V5H34V7H35ZM75 6H76V5H75ZM98 6H100V5H98ZM126 6H127V5H126ZM5 7H6V6H5ZM37 7H38V6H37ZM58 7H60V6H58ZM80 7H81V6H79V7H77V8H80ZM88 7H90V6L88 5ZM94 7H96V6H94ZM101 7H102V6H101ZM128 7H129V6H128ZM26 8H27V7H26ZM31 8H32V6H31ZM38 8H39V7H38ZM43 8H44V6H43ZM49 8H50V7H49ZM60 8H61V7H60ZM83 8L85 9V6H84ZM86 8H87V7H86ZM2 9H3V7H2ZM2 9H1V10H2ZM41 9H42V8H41ZM50 9H51V8H50ZM55 9H56V7H55ZM55 9H54V10H55ZM90 9H91V8H90ZM96 9H97V8H95V10H96ZM98 9H99V7H98ZM176 9H177V8H176ZM17 10H18V9H17ZM30 10H31V9H30ZM42 10L44 11V9H42ZM48 10H49V9H48ZM48 10H47V8H46V12H47ZM57 10H58V9H57ZM85 10H87V9H85ZM102 10H103V8H102ZM133 10H134V9H133ZM178 10H179V9H178ZM28 11H29V10H28ZM31 11H32V10H31ZM39 11H40V10H39ZM50 11H51V10H50ZM50 11H48V12L51 13V14L53 15V13L50 12ZM81 11H84V10H81ZM81 11H80V12H81ZM176 11H177V10H176ZM3 12H4V11H3ZM32 12H33V11H32ZM44 12H45V11H44ZM44 12H43V13H44ZM55 12H56V11H55ZM84 12H85V11H84ZM88 12L91 13L90 11H88ZM132 12H133V11H132ZM174 12H175V11H174ZM1 13H2V11H1ZM4 13H5V12H4ZM17 13H18V11H17ZM28 13H29V12H28ZM36 13H37V12H36ZM38 13H41V11L38 12ZM38 13H37V14H38ZM85 13H87V12H85ZM133 13H134V12H133ZM176 13H177V12H176ZM179 13H180V12H179ZM80 14H81V13H80ZM82 14H83V12H82ZM111 14H112V13H110V15H111ZM136 14H137V13H136ZM38 15H39V14H38ZM44 15H46V14L44 13ZM48 15H49V14H48ZM178 15H180V14H178ZM2 16H3V14H2ZM24 16L26 17V15H24ZM24 16H23V19H24ZM29 16H30V13H29ZM33 16H34V15H32L31 17L33 18ZM53 16H54V15H53ZM89 16H91V14H89ZM89 16H88V17H89ZM181 16H182V15H181ZM181 16H180V17H181ZM15 17H16V16H15ZM40 17H41V16H40ZM48 17H50V15H49ZM48 17H45V19H47ZM83 17H85V15H84ZM91 17H92V19H93V16H91ZM136 17H137V15H136ZM178 17H179V16H178ZM178 17H177V18H178ZM28 18H29V17H28ZM37 18H38V17H37ZM43 18H44V17H43ZM43 18H42V19H43ZM50 18H51V17H50ZM52 18H53V17H52ZM81 18H82V17H81ZM102 18H103V17H102ZM102 18H99V19L102 20ZM105 18L107 19V17H105ZM8 19H10V18H8ZM13 19H14V18H13ZM20 19H21V18H20ZM26 19H27V18H26ZM26 19H25V20H26ZM45 19H44V20H45ZM76 19H77V18H75V20H76ZM103 19H104V18H103ZM133 19H134V18H133ZM0 20H1V19H0ZM29 20H31V19L29 18ZM38 20H39V19H38ZM134 20H136V19H134ZM179 20H180V19H179ZM6 21H7V20H6ZM50 21H51V20H50ZM52 21H53V19H52ZM82 21H83V20H82ZM88 21H89V18H88ZM88 21H87V22H88ZM93 21H94V19H93ZM25 22L27 23V20H26ZM33 22H34V21H33ZM87 22H86V25L88 24ZM0 23H1V22H0ZM15 23H16V22H15ZM29 23H30V22H29ZM31 23H32V20H31ZM31 23H30V24H31ZM50 23H51V25H52V23H54V22H50ZM50 23H49V24H50ZM3 24H4V23H3ZM35 24H36V23H35ZM35 24L32 23L31 25H34V26H35ZM90 24H92V23H90ZM135 24H139V23H135ZM242 24H243V23H242ZM22 25H23V24H22ZM24 25H25V24H24ZM27 25H28V24H27ZM31 25H30V26H31ZM236 25H237V24H236ZM1 26H2V25H1ZM84 26H85V25H84ZM84 26H81V27L84 28ZM87 26H89V25H87ZM90 26L93 27L94 25H93V26L90 25ZM134 26H135V25H134ZM137 26H138V25H137ZM237 26H238V25H237ZM237 26H236V27H237ZM25 27H28V26H25ZM25 27H24V29H25ZM31 27H32V26H31ZM81 27H80V29H81ZM91 27H90V28H91ZM101 27H102V26H100V28H101ZM231 27H232V25L230 26V28H231ZM14 28H15V27H14ZM19 28H21V27H19ZM55 28H56V26H55ZM86 28H87V27H86ZM138 28H139V27H138ZM2 29H3V28H2ZM17 29H18V28H17ZM21 29H22V28H21ZM30 29H31V28H30ZM30 29H29V31H30ZM66 29H67V28H66ZM80 29H79V30H80ZM97 29H98V28H97ZM231 29L234 30L233 28H231ZM31 30H33V29H31ZM54 30H55V29H54ZM59 30H60V29H59ZM64 30H65V29H64ZM79 30H78V31H79ZM82 30H83V29H82ZM86 30H87V29H86ZM9 31H11V30H9ZM13 31H14V30H13ZM25 31H26V30H25ZM29 31H27V32H29ZM34 31H35V30H34ZM45 31H46V29H45ZM69 31H71V30H69ZM78 31H77V32H78ZM97 31H98V30H97ZM101 31H103V30H101ZM136 31H137V30H136ZM1 32H2V31H1ZM32 32H33V31H32ZM83 32H84L83 34H85V31H83ZM92 32H93V31H92ZM95 32H96V30L94 31V34H95ZM108 32H109V31H108ZM241 32L244 33V31H241ZM6 33H7V31H6ZM87 33H88V32H87ZM143 33H144V32H143ZM1 34H3V33H1ZM10 34H11V33H10ZM12 34L17 35L16 33H12ZM24 34H27L26 37L28 36V33L25 32ZM80 34H81V33H80ZM92 34H93V33H92ZM96 34H97V32H96ZM136 34H137V33H136ZM140 34H141V32H140ZM238 34H239V33H238ZM20 35H21V34H20ZM30 35H31V33H30ZM30 35H29V37L32 36V35H31V36H30ZM35 35H36V34H34V36H35ZM138 35H139V33H138ZM138 35H137V36H138ZM2 36H3V35H2ZM8 36H10V35L8 34ZM21 36H22V35H21ZM67 36H68V35H67ZM71 36H73V35H70V37H71ZM75 36L77 37L76 39H78V36L76 35V33H75ZM86 36H88V35H86ZM90 36H91V35H90ZM92 36H94V35H92ZM139 36H140V35H139ZM240 36H241V35H240ZM244 36L246 37L247 34H245ZM13 37H14V35H13ZM13 37H12V38H13ZM37 37H38V36H37ZM37 37H36V38H37ZM94 37H96V36H94ZM236 37H237V34H236ZM9 38H10V37H9ZM14 38H15V37H14ZM68 38H69V37H68ZM73 38H74V37H73ZM88 38H89V36H88ZM88 38H87V40H88ZM110 38H111V37H110ZM21 39H22V38H21ZM26 39H27V38H26ZM30 39H31V38H30ZM30 39H29V41H30ZM32 39H33V38H32ZM71 39H72V38H71ZM79 39H80V38H79ZM79 39H78V40H79ZM89 39H92V38H89ZM234 39H235V38H234ZM240 39H241V38L239 37V40H240ZM12 40H13V39H12ZM14 40H15V39H14ZM22 40H23V42H24V39H22ZM68 40H69V39H68ZM72 40H73V43H76V44H77V42H74V39H72ZM78 40H77V41H78ZM244 40H246V38H245ZM1 41H2L3 43L5 42V40H4V41L1 40ZM27 41H28V39H27ZM44 41H45V40H44ZM234 41H235V40H234ZM236 41H237V39H236ZM34 42H36V41H33V43H34ZM69 42H70V41H69ZM87 42H88L87 44H89V42L92 43L93 41L90 40V41H87ZM244 42H245V41H244ZM246 42H248V41H246ZM70 43H72V42H70ZM73 43H72V44H73ZM238 43H240V42H238ZM4 44H6V43H4ZM16 44H18V43H16ZM36 44H38V43H35V45H36ZM97 44H98V42H97ZM0 45H2V44L0 43ZM6 45H7V44H6ZM19 45H20V43H19ZM21 45H22V43H21ZM40 45H41V43H40ZM74 45H75V44H74ZM93 45H94V44H93ZM93 45H91V46H93ZM233 45H234V43H233ZM238 45H239V44H238ZM238 45H237V46H238ZM23 46H24V45H23ZM27 46H28V45H27ZM237 46H236V44H235V51H236L237 48L240 47V45H239V47H237ZM252 46H253V45H252ZM5 47H6V46H5ZM7 47H9V44H8ZM35 47H36V46H35ZM41 47H42V45H41ZM93 47H94V46H93ZM254 47H255V46H254ZM1 48H2V47H1ZM43 48H44V47H42V49H43ZM94 48H95V47H94ZM241 48H242V47H241ZM255 48H256V47H255ZM257 48H258V47H257ZM2 49H3V48H2ZM5 49H6V48H4L3 51L6 52L7 50H5ZM23 49H24V48H23ZM25 49H26V47H25ZM29 49H30V50H29ZM29 49H28L29 51H27V50H26V51H27L28 53L30 52V54L33 55V53H31V52H34V51H31V48H29ZM35 49H36V48H35ZM42 49H41V50H42ZM62 49H63V48H62ZM89 49H90V48H89ZM89 49H88L87 51H89ZM96 49H97V48H96ZM232 49H233V48H232ZM252 49H254V48L251 47V49H248V50H252ZM10 50H11V47H10L9 51H10ZM19 50H21V49L19 48ZM19 50H18L17 52H19ZM33 50H34V49H33ZM85 50H86V49H85ZM91 50H92V49H91ZM91 50H90V53H91ZM97 50H98V49H97ZM97 50H96V51H97ZM106 50H107V48H106ZM261 50H262V47H261ZM261 50H260V51H261ZM9 51H8V53H7L8 56H9V53H13L14 50H11L12 52H9ZM36 51H37V49L35 50V52H36ZM92 51H93V50H92ZM108 51H110V50H108ZM232 51H233V50H232ZM242 51L244 52V50H242ZM245 51H246V50H245ZM253 51H254V55L257 56L258 54H257V52H255V51H258V50H255V49H254ZM260 51H259V52H260ZM262 51H264V49H263ZM262 51H261V53H262ZM5 52H3V53H5ZM15 52H16V51H15ZM37 52H38V51H37ZM39 52H41V51H39ZM39 52L37 53V54H39L38 56L41 55V53H39ZM240 52H241V51H240ZM243 52H242V53H243ZM246 52H247V51H246ZM22 53H23V51H22ZM88 53H89V52H88ZM93 53H95V52H93ZM230 53H231V52H230ZM232 53H233V52H232ZM234 53H235V52H234ZM255 53H256V54H255ZM261 53H260V54H261ZM263 53H264V52H263ZM263 53H262V54H263ZM5 54H6V53H5ZM5 54H4V55H5ZM13 54H15V53H13ZM19 54H20V53H19ZM85 54H86V52H85ZM104 54H105V53H104ZM109 54H110V53H109ZM243 54H244V53H243ZM245 54H246V53H245ZM249 54H250V53H249ZM249 54H248V55H249ZM16 55H17V53L15 54V56H16ZM31 55H30V56H31ZM35 55H36V54H35ZM92 55L95 56V54H92ZM97 55L99 56V54H97ZM101 55H102V54H101ZM101 55H100V56H101ZM122 55H123V54H122ZM231 55H232V54H231ZM13 56H14V55H13ZM13 56H11V54H10L9 57H13ZM30 56H29V57H30ZM87 56H88V55H87ZM102 56H104V55H102ZM237 56H238V54L236 55V57H237ZM240 56H241V55H240ZM261 56H264V55H261ZM16 57H17V56H16ZM18 57H19V55H18ZM112 57H113V56H112ZM236 57H235L234 59H236ZM238 57H239V56H238ZM246 57H247V55H246ZM251 57H252V56H251ZM259 57H260V56H259ZM13 58H15V57H13ZM21 58H23V56H21ZM25 58H27V56H26ZM36 58H37V57H36ZM39 58H40V57H39ZM90 58H91V57H90ZM101 58H102V57H101ZM216 58H217V57H216ZM239 58H240V57H239ZM239 58H238L237 60H235V61L238 62V61H239ZM241 58H243V57H241ZM248 58H250V57H248ZM253 58H254V57H253ZM257 58H258V57H257ZM9 59H10V58H9ZM23 59H24V58H23ZM27 59H30V60L32 61V57L27 58ZM33 59H34V58H33ZM40 59H41V58H40ZM231 59H232V57H231ZM250 59H251V58H250ZM261 59L264 60L263 58H261ZM261 59H260V61H261ZM5 60H7V56H6V59H4V61H5ZM15 60H16V58H15ZM19 60H20V58H19ZM24 60H25V59H24ZM24 60H23V61H24ZM4 61H2V62H4ZM16 61H17V60H16ZM28 61H29V60H28ZM35 61H36V59H35ZM39 61H40V60H39ZM213 61H214V60H213ZM232 61H233V60H232ZM240 61H241V60H240ZM260 61L258 60L259 63H260ZM8 62H12V61H8V60H7V62H4L3 64H8ZM13 62H14V61H13ZM24 62H25V61H24ZM24 62H23V63H24ZM32 62H33V61H32ZM215 62H216V61H214V63H215ZM217 62H218V64H220L219 61H217ZM244 62H245V61H244ZM254 62H255V61H254ZM254 62H253V63H254ZM258 62H257V63H258ZM15 63H16V62H15ZM23 63H21V64H19V65H20V68H21V69L24 68V69H22V70H25V67H26L27 65L25 64V67H22V66H23V65H22ZM25 63H27V62H25ZM30 63H31V62H30ZM30 63L28 62L27 64H30ZM214 63H213V64H214ZM229 63H230V62H229ZM242 63H243V62H242ZM242 63H241V66H242ZM245 63H246V62H245ZM257 63H256V64H257ZM205 64H206V63H205ZM251 64H252V62H251ZM9 65H10V63H9ZM36 65H37V64H36ZM216 65H217V64H216ZM216 65H215V67H217ZM231 65H232V64H231ZM236 65H238V64H236ZM236 65H235V66H236ZM259 65H260V64H259ZM261 65H262V62H261ZM15 66H16V64H15ZM31 66L34 67V63H33V65H31ZM211 66H212V65H211ZM246 66H249V65H246ZM246 66H244L245 69H246ZM262 66H263V65H262ZM262 66H261V67H262ZM2 67H3V70H5L6 65H5V66L3 65ZM2 67H1V70H2ZM81 67H82V66H81ZM204 67H205V66H204ZM213 67H214V66H213ZM224 67H226V65H224ZM239 67H240V66H239ZM244 67H243V68H244ZM12 68H13V67H12ZM12 68H11V69H12ZM27 68H28L29 71H32V75H35V74H33V70H32V69H29V67H27ZM198 68H201V66L198 67ZM220 68H222V67H220ZM233 68H234V67H233ZM237 68H238V67H237ZM240 68H242V67H240ZM248 68H249V67H247V69H248ZM250 68H252V66H250ZM250 68H249L248 70H250ZM257 68H258V67H257ZM257 68H256V70H257ZM262 68H263V67H262ZM262 68H261L260 71H262ZM8 69H9V66H8V68H7L6 70H8ZM171 69H172V68H171ZM171 69H170V71H171ZM205 69H206V68H205ZM205 69H204V70H205ZM210 69H211V68H210ZM212 69H213V68H212ZM224 69H225V68H224ZM253 69H254V68H253ZM253 69H252V71H253ZM263 69H264V68H263ZM3 70H2V71H3ZM196 70H197V69H196ZM200 70H201V74H202V68L199 69V71H200ZM207 70H208V69H207ZM213 70H215V68H214ZM213 70H212V71H213ZM220 70H221V69H220ZM226 70H227V69H226ZM228 70H229V68H228ZM233 70H234V69H233ZM240 70H242V69H240ZM248 70L246 71V73H247V75L249 76V71H248ZM2 71H1V73H2ZM8 71H9V70H8ZM10 71H12V73H13V70H10ZM16 71H17V70H16ZM16 71H15V69H14V73H16ZM168 71H169V70H168ZM205 71H206V70H205ZM209 71H210V70H209ZM212 71H210V73H212ZM229 71H230V70H229ZM243 71H244V73H245V70H243ZM243 71H239V74H240V73L243 74ZM14 73L12 74L13 76H14ZM19 73H21V71L18 70V74H19ZM22 73H24V71H22ZM34 73H35V71H34ZM82 73L84 74V72H82ZM161 73L163 74L164 71L161 70ZM176 73H177V71H176ZM217 73H218V71H217ZM235 73H237V70L235 71ZM253 73H254V71H253ZM257 73H258V71H256L255 74H257ZM262 73H263V71H262ZM2 74L4 75L5 73H2ZM6 74L8 75L9 73H6ZM18 74H16V75H18ZM29 74H30V73H29ZM199 74H200V73H199ZM255 74H253V75H255ZM27 75H28V74H27ZM27 75H26V76L24 75V76H25V77H29V76H30V75H29V76H27ZM76 75H77V74H76ZM79 75H80V73H79ZM178 75H179V74H178ZM214 75H216V74L214 73ZM230 75H233V73L230 74ZM240 75H241V74H240ZM253 75H252V77H253ZM261 75H262V74H261ZM8 76H9V75H8ZM8 76H6V77H8ZM35 76H36V75H35ZM37 76H38V75H37ZM169 76H170V74L167 75V77H169ZM171 76H172V74H171ZM233 76H235V74H234ZM237 76H238V74L236 75V77H237ZM248 76H247V77H248ZM250 76H251V75H250ZM250 76H249V77H250ZM255 76H256V75H255ZM257 76H258V75H257ZM257 76H256V77H257ZM0 77H1V75H0ZM10 77H11V76H10ZM15 77H18V76H15ZM162 77L164 78V77H166V75H164V76H162ZM180 77H181V76H180ZM190 77H191V76H190ZM238 77H239V78H240V77H244V78H245L246 76H245V74H244V75H241V76H238ZM238 77H237V78H238ZM252 77H250V78H252ZM29 78L31 79V77H29ZM75 78H76V77H75ZM230 78H231V76H230ZM230 78H227V80H229ZM1 79H2V78H1ZM5 79H6V78H5ZM20 79H21V78H20ZM191 79H192V78H191ZM205 79H206V78H205ZM213 79H214V78H213ZM245 79H246V78H245ZM257 79H258V80H257ZM257 79H255V80L260 81L259 78H257ZM262 79H263V78H262ZM2 80H3V79H2ZM63 80H64V79H63ZM93 80H94V79H93ZM184 80H185V79H184ZM187 80H188V79H187ZM225 80H226V79H225ZM232 80H234V79H231L230 82L233 83ZM237 80H238V79H237ZM248 80H250V79L248 78V79H247V82H249ZM255 80H254V81H255ZM0 81H1V80H0ZM23 81H24V80H22V84H21V85H23L24 82H26V81H24V82H23ZM85 81H86V78H85ZM98 81H99V80H98ZM107 81H108V80H107ZM189 81H190V80H189ZM242 81H243V80H241V84H240V81H238V83H239L240 85H242V83L244 84V82H245L246 80H244V82H242ZM250 81H251V80H250ZM254 81L252 80V82H254ZM261 81H262V80H261ZM93 82H94V81H93ZM95 82H97V80H96ZM100 82H101V81H100ZM169 82H170V80H169ZM227 82H228V86H229V85H230V84H229V81H226V83H227ZM235 82H236V81H234V84H235ZM263 82H264V79H263ZM87 83H89V82H87ZM109 83H110V84H109ZM109 83H108V84L111 85V82H109ZM176 83H177V82H176ZM191 83H192V82H191ZM193 83H194V82H193ZM232 83H231V84H232ZM255 83H256V82H254L253 85H255ZM258 83H259V82H258ZM50 84H51V83H50ZM82 84H83V82H82ZM97 84H98V83H97ZM105 84H106V83H105ZM247 84H248V83H246V85H247ZM250 84H251V82H250ZM250 84H249V85H250ZM99 85H101V84H99ZM196 85H198V84H196ZM232 85H233V84H232ZM237 85H238V84H237ZM246 85H245V86H246ZM253 85H252V86H253ZM87 86H88V85H87ZM89 86H90V85H89ZM191 86H192V84H191ZM194 86H195V85H194ZM242 86L244 87V85H242ZM252 86H251V87H252ZM259 86H264V85L261 84V82H260V83H259ZM30 87H33V86H30ZM107 87H109V86H107ZM107 87H106V88H107ZM110 87H111V86H110ZM178 87H180V86H178ZM178 87H176V88H178ZM192 87H193V86H192ZM232 87H233V86H232ZM243 87H242V88H243ZM246 87H248V85H247ZM246 87H244V88H246ZM249 87H250V86H249ZM249 87H248V88H249ZM173 88H174V87H173ZM193 88H194V87H193ZM196 88H197V87H196ZM244 88H243V89H244ZM253 88H254V87H253ZM26 89H27V88H26ZM32 89H33V88H32ZM32 89H31V90H32ZM86 89H87V88H86ZM94 89H95V88H94ZM194 89H195V88H194ZM197 89H198V88H197ZM199 89H200V85H199ZM203 89H204V88H203ZM232 89H233V88H232ZM235 89H236V88H235ZM237 89H238V88H237ZM37 90H38V89H37ZM179 90H181V89H179ZM240 90H241V88H240ZM244 90H245V89H244ZM252 90H253V89H252ZM254 90H255V89H254ZM259 90H261V88H260ZM29 91H30V90H29ZM33 91H34V90H32V92H33ZM45 91H46V90H45ZM79 91H81V90L79 89ZM87 91H89V90H87ZM176 91H178V90H176ZM229 91H230V89H229ZM233 91H234V90H233ZM233 91H232V93H233ZM236 91L238 92L239 89L236 90ZM246 91H247V90H246ZM249 91H250V90H248V92H249ZM261 91H262V90H261ZM26 92H28V91H26ZM74 92H75V91H74ZM85 92H86V91H85ZM179 92H181V91H179ZM257 92H258V91H257ZM22 93H23V92H22ZM30 93H31V92H30ZM34 93H35V91H34ZM36 93H37V92H36ZM67 93H68V92H67ZM78 93L80 94V92H78ZM78 93H77V94H78ZM103 93H104V92H103ZM171 93H172V92H171ZM197 93H198V92H197ZM232 93H231V94H232ZM239 93H241V91H240ZM24 94H26V93H24ZM27 94H28V93H27ZM77 94H75V95H77ZM81 94H82V93H81ZM84 94H85V93H83L82 95L85 97ZM255 94H256V93H255ZM28 95H29V94H28ZM28 95H27V96H28ZM30 95H31V94H30ZM30 95H29V96H30ZM32 95H33V93H32ZM32 95H31V97H32ZM34 95H35V94H34ZM37 95H38V94H37ZM102 95H103V94H102ZM110 95H111V94H110ZM175 95H176V93H175ZM234 95H236V94H234ZM234 95H231V96H234ZM250 95H251V93H250ZM258 95H259V94H258ZM1 96H3V95H1ZM1 96H0V98H1ZM6 96H7V94L5 95V97H6ZM19 96H20V95H19ZM29 96H28V97L25 96L24 98H27V99H25V100H28V98L30 99L31 97H29ZM38 96H39V95H38ZM83 96H82V97H83ZM103 96L105 97V95H103ZM108 96H109V95H108ZM112 96H113V95H112ZM179 96H181V95H179ZM196 96H197V94H196ZM236 96H237V95H236ZM236 96H235V97H236ZM242 96H243V95H242ZM251 96H252V95H251ZM251 96H250V97H251ZM34 97H35V96H34ZM34 97H33V98H34ZM39 97H40V96H39ZM39 97H38V98H39ZM52 97H53V96H52ZM52 97H51V98H52ZM67 97H68V99H69V96H68V95H67ZM70 97H71V96H70ZM74 97H75V96H74ZM82 97H81L80 99H83ZM86 97H87V96H86ZM96 97H97V96H96ZM238 97H239V95L237 96V98H238ZM246 97H247V96H246ZM3 98H4V97H3ZM3 98H2V100H3ZM19 98L22 99L23 96H22V97H19ZM19 98H18V100H19ZM47 98H48V97H47ZM55 98H57V96H55ZM58 98H59V97H58ZM77 98L79 99V97H77ZM91 98H92V97H91ZM91 98H90V99H91ZM97 98H98V100H99V99L102 98V97H101V95H100V98H99V96H98ZM230 98H231V97H230ZM240 98H241V97H240ZM240 98H239V99H240ZM248 98H249V97H248ZM253 98H254V96H253ZM253 98H252V99H253ZM257 98H258V97H257ZM4 99H5V98H4ZM36 99H37V98H36ZM59 99H60V98H59ZM59 99H58V100H59ZM68 99L66 98V99L64 100V102H65V104H66V107H67V110H66L65 113H66V114H69V115H70V114H74V115H76V114L78 113V115H83V116H84L85 113H83V114L81 113V109L84 108V107L81 108V106H80V107L78 108V109H80V113H81V114H80V113L78 112V110L76 111L77 108L75 109L74 106L72 107L71 104H70L71 106L69 105L70 101L73 102L72 99H71V98H70V100H68ZM74 99H76V97H75ZM85 99H86V98H85ZM87 99H88V98H87ZM106 99H107V98H106ZM108 99H110V96L108 97ZM112 99H113V97H112ZM112 99H110V100H112ZM167 99H168V98H167ZM215 99H216V98H215ZM215 99H214V101H215ZM231 99H232V98H231ZM244 99H245V98H244ZM244 99H243V100H244ZM16 100H17V99H16ZM22 100H23V99H22ZM25 100H24V101H25ZM31 100H32V98H31ZM33 100L36 101L35 98H34ZM52 100H53V102H54V98H53ZM95 100H96V99L94 98L93 101H95ZM100 100H101V99H100ZM110 100H109V101H110ZM210 100H211V99H210ZM246 100H247V99H246ZM246 100H245V101H246ZM248 100H249V99H248ZM250 100H251V99H250ZM7 101H8V100H7ZM13 101H14V100H13ZM28 101H29V100H28ZM34 101H33V102H34ZM40 101H41V99H40ZM48 101H51V99H48ZM91 101H92V100H91ZM91 101H90V102H91ZM101 101H103V99H102ZM106 101H107V100H106ZM178 101H179V100H177V102H178ZM230 101H231V100H230ZM235 101H237V100H235ZM245 101H244V102H245ZM254 101H255V100L253 99V102H252L253 104H254ZM262 101H263V100H262ZM4 102L6 103V99H5ZM18 102H19V101H18ZM18 102H17V104H14V103L11 102V103H12V105H10L11 107H10L9 104L7 103V104H8V107L10 108V111H7V110H4V111H5V112L7 111V112H9V113L12 112V111H14V110H11V108H12L13 104L15 105V106H13V109H14V107L16 108V106L19 104ZM21 102H22V101H21ZM44 102L47 103V101H42V103H44ZM55 102H56L55 105H57V104H58L57 100H56ZM60 102L62 103V101H60ZM77 102H78L79 105H81V104L79 103V100H78ZM88 102H89V101H88ZM90 102H89V104H90ZM98 102H99V101H98ZM107 102H108V101H107ZM110 102H111V101H110ZM144 102H145V101H143L141 104H143ZM164 102H168V101H164ZM164 102H163V103H164ZM169 102H170V100H169ZM215 102H216V101H215ZM231 102H232V101H231ZM247 102H248V101H247ZM0 103H1V102H0ZM27 103L30 104V102H27V101H26V106H27ZM38 103H39V102H38ZM38 103H37V101H36V104H38ZM51 103H52V101H51ZM61 103H59V104L61 105ZM94 103L98 105L97 100H96ZM101 103H103V102H101ZM105 103H106V102H105ZM116 103H117V102H115V104H116ZM175 103H176V102H175ZM179 103L181 104V102H179ZM209 103H210V102H209ZM211 103H212V101H211ZM232 103L234 104V102H232ZM237 103H238V102H237ZM239 103H241V102H239ZM239 103H238V104H239ZM252 103H251V104H252ZM255 103H256V102H255ZM7 104H6V105H7ZM31 104H32V102H31ZM31 104H30V105H31ZM36 104H33V105H36ZM53 104H54V103H53ZM53 104H52V106L56 109L57 107L54 106ZM59 104H58V105H59ZM72 104H73V103H72ZM76 104H77V103H76ZM76 104H74V105L76 106ZM103 104H104V103H103ZM103 104H102V107H103ZM106 104H107V103H106ZM106 104H105V105H106ZM111 104H114V103L111 102ZM137 104H138V103H137ZM169 104H170V103H169ZM173 104H174V103H173ZM180 104H179V105H180ZM229 104H230V102H229ZM253 104H252V105H253ZM260 104H261V103H260ZM262 104H264V103H262ZM262 104H261V106H262ZM39 105H40V104H39ZM58 105H57V106H58ZM79 105H77V106H79ZM92 105H93V104H92ZM97 105H93V106H97ZM132 105H133V104H132ZM145 105H146V104H145ZM145 105H142V106H145ZM174 105H175V104H174ZM177 105H178V103H177ZM234 105H235V104H234ZM234 105H233V107H234ZM242 105H243V104H242ZM31 106H32V105H31ZM49 106H50V104H49ZM62 106H63V105H62ZM77 106H76V107H77ZM90 106H91V104H90ZM106 106H107V105H106ZM129 106H130V105H129ZM161 106L163 107V105H161ZM164 106H167V107L170 108V105H169V106H168V105H164ZM230 106H232V105L230 104ZM244 106L247 107L246 104H245ZM248 106H249V102H248ZM258 106H259V104H258ZM17 107H18V106H17ZM21 107L24 108L23 106H21ZM37 107H38V106H37ZM47 107H48V106H47ZM113 107H114V106H113ZM118 107H119V105H118ZM120 107H121V106H120ZM130 107H131V106H130ZM175 107H177V106H175ZM178 107H179V106H178ZM227 107H229V106H227ZM233 107H232V109H233ZM238 107H239V106H238ZM238 107H237V108H238ZM255 107H256V106H255ZM0 108H1V106H0ZM5 108H7V106H5ZM19 108H20V106H19ZM22 108H20V109H22ZM28 108H29V107H28ZM33 108H36V106L33 107ZM38 108H39V107H38ZM38 108H37V109H38ZM51 108H52V107H51ZM62 108L64 109V107H62ZM92 108H93V107H92ZM110 108H112V107H110ZM116 108H117V107H116ZM116 108H115V110H116ZM121 108H122V107H121ZM137 108H138V107H137ZM169 108H166V109H169ZM171 108L173 109V107H171ZM229 108H230V107H229ZM234 108H236V106H235ZM248 108H249V107H248ZM261 108H263V107H261ZM17 109H18V108H16V110H17ZM37 109H35V111H36ZM63 109L60 108V110H63ZM85 109H86V107H85ZM87 109H88V108H87ZM87 109H86V110H87ZM106 109H107V107H106ZM119 109H120V108H119ZM130 109H132V108H130ZM133 109H134V107H133ZM141 109H142V108H141ZM144 109H145V108H144ZM152 109H153V108H152ZM158 109H159V108H158ZM163 109H164V108H163ZM163 109H159V110H163ZM172 109H171V112H172ZM177 109H178V108H177ZM177 109H176V110H177ZM179 109L182 110V109H181V106H180ZM254 109H255V108H254ZM24 110H25V109H24ZM26 110H27V109H26ZM31 110H32V109H31ZM51 110H52V109H51ZM53 110H54V109H53ZM57 110H58V108H57ZM60 110H59V111H60ZM64 110H65V109H64ZM64 110H63V111H64ZM108 110H109V109H108ZM139 110H140V109H139ZM145 110H147V109H145ZM173 110H174V109H173ZM176 110H175V111H176ZM226 110H227V108H226ZM242 110H243V109H242ZM256 110L258 111V109H256ZM2 111H3V110H1V112H2ZM21 111H22V110H20V112H21ZM83 111H84V110H83ZM101 111H102V110H101ZM103 111H104V110H103ZM109 111H110V110H109ZM111 111H113V110H111ZM121 111H122V110H121ZM135 111H136V110H135ZM135 111L133 110V112H135ZM148 111H149V110H148ZM150 111L152 112V110H150ZM155 111H156V110H155ZM157 111H158V110H157ZM166 111H168V110H166ZM239 111H240V113H241V110H240V109H239ZM254 111H255V110H254ZM254 111H253V112H254ZM260 111H261V109H260ZM5 112H4V115H6ZM30 112H31V111H30ZM36 112L38 113V111H36ZM51 112H53V111H51ZM54 112H56V110H54ZM94 112H95V111H94ZM107 112H108V111H107ZM107 112H105V113H107ZM133 112L131 111V113H133ZM146 112H147V111H146ZM146 112L143 111L142 113L144 114V113H146ZM169 112H170V111H169ZM177 112L182 113V112H184V110H183L182 112L178 110ZM219 112H220V111H219ZM224 112H225V111H224ZM224 112H221V114L224 113ZM228 112H229L230 114H229ZM237 112H238V111H237ZM263 112H264V111H263ZM15 113H16V111L14 112V114H15ZM18 113H19V112H18ZM34 113H35V112H34ZM47 113H48V111H47ZM56 113H57V112H56ZM62 113H63V112H62ZM62 113H61V114H62ZM87 113H89V112H87ZM111 113H113V112H111ZM114 113H117V112L115 111ZM114 113H113V114H114ZM129 113H130V110H129ZM136 113H137V112H136ZM148 113H149V112H148ZM148 113H146V114H148ZM152 113H153V112H152ZM155 113H156V112H155ZM155 113H154V115H155ZM174 113H175V112H174ZM180 113H178V114H180ZM185 113H186V111L184 112V114H185ZM193 113H194V112H193ZM196 113H197V112H196ZM216 113H217V112H216ZM233 113H234V112H233ZM238 113H239V112H238ZM12 114H13V113H12ZM14 114H13V115H14ZM29 114H31V113H29ZM61 114H60V115H61ZM92 114H93V113H92ZM97 114H98V113H97ZM108 114H109V113H108ZM164 114H166V113H164ZM171 114H172V113H171ZM178 114H177V115H178ZM182 114H183V113H182ZM194 114H195V113H194ZM219 114H220V113H219ZM228 114L231 115L232 112H230V111L227 110V114H226V115H228ZM10 115H11V114H10ZM17 115H19V114H17ZM26 115H27V114H26ZM26 115H25V117H26ZM32 115H33V114H32ZM36 115H38V114H36ZM36 115H35V116H36ZM41 115L44 117L43 114H40V116H38V119H40V117H42ZM53 115H54L53 117L55 118V113H53ZM56 115H57V114H56ZM62 115H63V114H62ZM62 115H61V116H62ZM78 115H77L76 117H78ZM95 115H96V114H95ZM116 115H117V114H116ZM148 115H149V114H148ZM154 115H151V116L154 117ZM157 115H158V114H157ZM167 115H169V113H168ZM172 115H174V114H172ZM175 115H176V114H175ZM177 115H176V116H177ZM198 115H199V114H198ZM202 115H203V114H202ZM222 115H223V114H222ZM226 115H224V116H226ZM229 115H228V116H229ZM1 116L3 117V112H2V115H1ZM21 116L23 117L24 115H21ZM29 116H30V115H29ZM67 116H68V115H67ZM67 116H66V117H67ZM88 116H89V115H88ZM92 116H93V115H92ZM99 116H100V115H99ZM118 116H119V114H118ZM118 116H117V117H118ZM122 116H123V115H122ZM146 116H147V115H146ZM155 116H156V115H155ZM163 116H166V115H163ZM178 116H179V115H178ZM185 116H187V115H185ZM215 116H216V115H215ZM231 116H232V115H231ZM231 116H230V117H231ZM2 117H1V118H2ZM5 117H6V116H5ZM7 117H8V114H7ZM7 117L5 118V120L3 119L4 117H3L2 119H3L4 121H6V119H7V120L9 119V118H7ZM9 117H11V118L13 119V116H9ZM32 117L34 118V115H33ZM32 117H31V119H32ZM43 117H42V118H43ZM58 117H60V116H58ZM63 117H64V116H63ZM66 117H65V119H66ZM72 117H75V116L72 115ZM76 117H75V119H76L77 121H80V120L77 119ZM79 117H81V116H79ZM100 117H101V116H100ZM113 117L116 119V116H113ZM148 117H149V116H148ZM153 117H151V118H153ZM160 117H162V116H160ZM160 117H159V118H160ZM166 117H167V116H166ZM174 117H175V116H174ZM195 117H196V116H195ZM200 117L203 118V117H205V116H200ZM200 117H199V119H200ZM233 117H234V115H233ZM235 117H237V118H236V121H237V119H238V115L235 116ZM235 117H234V118H235ZM49 118H50V116H48V118H43V119H42V122H45V121H46L45 123H47V119H49ZM83 118H84V117H83ZM95 118H96V117H95ZM95 118H94V119H95ZM104 118H105V117H104ZM119 118H122L121 115H120ZM154 118H155V117H154ZM162 118H163V117H162ZM185 118H186V122H187V119H188V118H187V117H185ZM227 118H228V120H227V122H228V121H229V117H227ZM22 119H23V122H24L25 118L23 117ZM27 119H28V117L26 118V120H27ZM35 119H36V118H35ZM44 119H45V121H44ZM60 119H62V117H60ZM60 119H59V120H60ZM68 119H70V118L67 117V119L65 120L66 123H67V120H68ZM84 119H85V121L87 122V120L89 121L90 118H89V119H88V118H84ZM84 119H82V123L85 122ZM94 119H93V120H94ZM102 119H103V118H102ZM124 119H126L125 116H124ZM156 119H157V118H156ZM160 119H161V118H160ZM167 119H168V118H167ZM177 119H179V117H178ZM177 119H176L175 121H178ZM183 119H184V117H183ZM195 119L197 120L198 117H196ZM215 119H216V118H215ZM221 119H222V118H221ZM223 119H224V118H223ZM232 119H233V118H232ZM26 120H25V121H26ZM29 120H30V119H29ZM51 120H52V118H51ZM51 120H50V121L48 120V122H51ZM72 120H73V119H72ZM72 120H70V121H72ZM93 120H92V118H91L90 122H92ZM95 120H97V118H96ZM95 120H94V121H95ZM100 120H101V119H100ZM103 120H104V119H103ZM106 120L109 121L108 118H107ZM106 120H104L105 123H107ZM112 120H113V119H112ZM117 120H119V119H117ZM121 120H123V119H121ZM121 120H120V121H121ZM161 120H162V119H161ZM164 120H166V119H164ZM188 120H189V119H188ZM200 120H201V119H200ZM202 120H203V119H202ZM217 120H218V116H217ZM217 120H216V123H215V121H214V119H213V120H212V123H215V124H217V126H218V125H219V124H218V123H219V120H218V123H217ZM233 120H234V119H233ZM233 120H231V121H233ZM9 121H11V119H9ZM52 121H53V120H52ZM56 121L59 123L58 120H56ZM62 121H63V120H62ZM68 121H69V120H68ZM70 121L68 122V123H70V124L74 122V120H73V122H70ZM123 121H124V120H123ZM123 121H122V122H123ZM156 121H157V120H156ZM182 121H183V120H182ZM213 121H214V122H213ZM255 121H256V120H255ZM0 122H3V121H0ZM7 122H8V121H6V123H7ZM27 122H31V121H28V120H27ZM27 122H26V123H27ZM35 122H36V124H37V121H36V120H35ZM39 122H40V121H39ZM39 122H38V123H39ZM42 122L40 123V125H41V126H42V125L44 126V124H43ZM96 122H98V121H96ZM136 122H137V121H136ZM159 122H160V121H159ZM188 122H190V123L193 122V124L195 125V122H196V121L194 122V120H192V121H188ZM197 122H200V121L198 120ZM197 122H196V126H197V124H199L200 126H202V125L200 124L202 121H201L200 123H197ZM203 122H205V121H203ZM222 122H223V121H221V123H222ZM227 122H226V123H227ZM52 123H55V122H52ZM58 123H57V124H58ZM63 123H64V122H63ZM77 123H78V122H77ZM98 123H99V122H98ZM108 123H109V122H108ZM133 123H134V122H133ZM160 123H161V122H160ZM163 123H164V122H163ZM167 123H168V122H167ZM212 123L209 122V125L211 124V125H210L211 127H209V128H211V129H212V126L214 125V124L212 125ZM230 123H231V122H230ZM257 123H258V122H257ZM257 123H256V124H257ZM1 124H2V123H0V126H1ZM8 124H9V126H10L11 123H10V122L7 123V127H8ZM23 124H24V123H23ZM27 124H28V126H29V123H27ZM30 124H32V123H30ZM33 124H34V123H33ZM57 124H55V125H56V127H55L56 129H58V128H57ZM60 124H61V120H60ZM60 124H58V125H59V128H60L61 125H62V126L65 125V124H61V125H60ZM78 124H79V123H78ZM112 124H113V123H112ZM114 124H115V123H114ZM187 124H188V123H187ZM227 124H228V123H227ZM227 124H226V125H227ZM253 124H254V123H253ZM38 125H39V124H38ZM40 125H39V126H40ZM47 125H48V126H45V127H46L45 130L48 129V130H49V133L53 132V131H52V127H54V124L51 125V126H49V124H47ZM76 125H77V124H76ZM84 125H85V124H84ZM109 125H110V124H109ZM116 125H118V124H116ZM137 125H138V124H137ZM156 125H158V124H156ZM164 125H167V126H164V127H168V125H170V124L168 123V124H164ZM191 125H192V124H190L189 127H191ZM199 125H198V126H199ZM203 125H204V124H203ZM220 125H221V124H220ZM222 125H224V124L222 123ZM230 125H232V124H228L227 126L230 127ZM258 125H259V124H257V126H258ZM25 126H26V125H25ZM32 126H33V128L36 130V126H37V125H32ZM34 126H35V127H34ZM65 126H66V125H65ZM65 126H64V129H63L64 134H65V131H64V130H66L65 128H68V130H69V128H70V127H73L74 125H73V126H70V127H65ZM78 126H80V125H78ZM78 126H77L76 128H78ZM81 126H82V125H81ZM81 126H80V127H81ZM135 126H136V124H135ZM138 126H140V125H138ZM158 126H159V125H158ZM160 126H161V125H160ZM160 126H159V127H160ZM162 126H163V124H162ZM173 126H174L173 128H175L176 126L178 127V124H177V125H173ZM180 126H181V125H180ZM187 126H188V125H187ZM200 126H199V127H200ZM204 126H205V125H204ZM204 126H203V127H204ZM206 126H208V125H206ZM215 126H216V125H215ZM217 126L215 127V129H217ZM232 126H233V125H232ZM234 126H235V124H234ZM234 126H233V127H234ZM23 127H24V126H23ZM37 127H38V126H37ZM45 127H44V128H45ZM48 127H49V128H48ZM50 127H51V128H50ZM80 127H79V128H80ZM91 127H92V126H91ZM91 127H89V123H88V128H87V129L90 130ZM97 127H98V129H100L99 126H97ZM112 127H113V126H112ZM133 127H134V126H133ZM136 127H137V126H136ZM140 127H141V126H140ZM150 127H151V126H150ZM164 127H161L160 129L163 130ZM184 127H185V126H184ZM184 127L182 126V128H184ZM199 127H198V129H199ZM203 127H202V128H203ZM213 127H214V126H213ZM223 127H225V125H224ZM223 127H222V128L220 127V128L222 129V131H223ZM235 127H237V124H236ZM235 127H234V128H235ZM5 128H6V125H5ZM24 128H25V127H24ZM28 128H29V127H28ZM33 128H32V129L30 128V129H31V130H34ZM39 128H40V127H39ZM39 128H38V129H39ZM42 128H43V127H42ZM42 128H41V129H42ZM44 128H43V129H44ZM62 128H63V127H61V129H62ZM81 128H82V130H83V128H84V131H85V129H86V125H85V127H81ZM81 128H80L79 131L82 132ZM93 128H94V127H93ZM93 128H92L91 130H93ZM109 128H110V127H108L107 130H108ZM114 128H116V127H114ZM138 128H139V127H138ZM138 128H137V129H138ZM152 128H153V127H151L149 131H151ZM156 128H157V126H156ZM156 128H155V130H156ZM168 128H169V127H168ZM185 128H186V127H185ZM202 128H201V130H202ZM207 128H208V127H207ZM207 128H204L203 130H205V129L207 130ZM226 128H228V127H226ZM250 128H251V127H250ZM2 129H4L3 126H2ZM6 129H7V128H6ZM38 129H37V130H38ZM43 129H42V130L39 129V131H43V132H44ZM50 129H51V131H50ZM56 129H55V130H56ZM71 129H72V128H71ZM87 129H86V131H85L86 133H87V131L89 132V130H87ZM98 129H97V130H98ZM111 129H112V128H111ZM111 129H110V131H111ZM143 129H144V128H143ZM143 129H141V130H143ZM153 129H154V128H153ZM158 129H159V128H158ZM158 129H157V132H158ZM170 129H172V128H170ZM170 129H168V130H170ZM175 129H176V128H175ZM190 129H191V128H190ZM190 129H189V130H190ZM218 129H219V128H218ZM224 129H225V128H224ZM236 129H237V128H236ZM248 129H249V128H248ZM252 129H253V128H252ZM26 130H27V126H26ZM28 130H29V129H28ZM31 130H30V131H31ZM37 130H36V131H37ZM94 130H95V129H94ZM105 130H106V128H105ZM114 130H115V129H114ZM114 130H113V131H114ZM132 130H133V129H132ZM134 130H135V128H134ZM162 130H161V132H163ZM187 130H188V128H187ZM194 130H195V128H194ZM206 130H205V131H206ZM233 130H234V129H233ZM233 130H231V131H233ZM250 130H251V129H250ZM4 131H5V130H4ZM6 131H7V130H6ZM57 131H58V130H57ZM66 131H67V130H66ZM69 131H70V133H71V131L73 132V130H69ZM84 131H83V132H84ZM101 131H102V130H101ZM113 131H112V132H113ZM145 131H146V129H144V132H145ZM147 131H148V130H147ZM152 131H153V130H152ZM159 131H160V130H159ZM164 131H166V130H164ZM177 131H180V127H179V130L177 129ZM181 131H182V130H181ZM196 131H197V130H195V131H193V132L196 133ZM207 131H208V130H207ZM207 131H206V132H207ZM209 131H210V130H209ZM209 131H208V132H209ZM212 131H213V130H212ZM231 131H229V132H231ZM259 131H260V130H259ZM259 131H258V132H257V131L255 132V131L253 130L254 135H255V133H257V134L260 133ZM262 131H263V129H262ZM262 131H261V132H262ZM0 132H3V130H2V131L0 130ZM7 132H8V131H7ZM7 132H6V133H7ZM28 132H29V131H28ZM47 132H48V131H47ZM58 132H59V131H58ZM116 132H118V131H116ZM120 132H122V131H120ZM129 132H130V131H129ZM131 132H132V131H131ZM153 132H154V131H153ZM161 132H159V133L161 134ZM167 132H168V131H167ZM174 132H175V130H174ZM183 132H184V131H183ZM199 132L201 133V131H199ZM199 132H198V133H199ZM206 132H205V133H206ZM208 132H207V134H208ZM226 132H227V135H228V131H226ZM238 132H239V131H238ZM238 132H236V133H238ZM251 132H252V131H251ZM56 133H57V132H56ZM68 133H69V132H68ZM78 133H79V132H78ZM89 133H90V136H91V132H89ZM89 133H88V135H89ZM96 133H98V132H96ZM96 133H95V134H96ZM123 133H124V132H123ZM132 133H133V132H132ZM132 133H131V134H132ZM150 133L152 134V136H154V135H156V134H157V137L159 136V133H155V134L152 133V132H150ZM163 133H164V132H163ZM169 133H172V135H175V136H176V133L174 134V133L171 132V131H169ZM180 133H181V132H180ZM185 133H187V132H185ZM191 133H192V131L189 132L188 134H191ZM195 133H194V134H195ZM200 133H199V135H200ZM202 133H203V131H202ZM210 133H211V132H210ZM210 133H209V135H210ZM214 133H215V132H214ZM236 133H235V134H236ZM4 134H5V133H4ZM53 134H55V133H53ZM66 134H67V133H66ZM71 134H72V133H71ZM93 134H94V132H93ZM99 134H100V133H99ZM99 134H98V135H99ZM102 134H104V132H102L100 135H102ZM105 134L108 135L106 132H105ZM105 134H104V135H105ZM114 134H115V133H114ZM114 134H113V135H114ZM118 134H119V133H118ZM125 134H126V133H125ZM151 134H150V135H151ZM153 134H154V135H153ZM177 134L179 135V133H177ZM181 134H182V133H181ZM181 134H180V135H181ZM196 134H197V133H196ZM196 134H195L194 136H193V134H192V136H190V137H192V138L194 137V138H195V137H197ZM218 134H219V133H218ZM218 134H216V135H218ZM220 134L223 135L221 132H220ZM225 134H226V133H225ZM249 134H250V133H249ZM263 134H264V132H263ZM2 135H3V133H2ZM67 135L69 136L70 134H67ZM74 135H75V134H74ZM78 135H80V134H78ZM81 135H83V134H81ZM85 135H86V134H85ZM106 135H105V137H106ZM113 135H112V137H113ZM121 135H122V134H121ZM148 135H149V134H148ZM166 135L169 136L170 134L168 135V133H167ZM185 135L187 136V134H185ZM203 135H206V134H203ZM213 135H214V134H213ZM230 135H231V137L234 136V134H233V136H232V134H230ZM244 135L247 136V134H245V132H244ZM250 135H251V134H250ZM252 135H253V134H252ZM3 136H4V135H3ZM3 136H2V137H3ZM55 136H56V134H55ZM61 136H62V135H61ZM65 136H66V135H65ZM71 136H72V135H71ZM71 136H69V137L71 138ZM76 136H77V135H76ZM90 136H89V137L87 136V137H88L87 141H88V140H91V139L93 138V137L90 138ZM114 136H117V137H118V135H114ZM122 136H124V134H123ZM122 136H121V137H122ZM125 136H126V135H125ZM130 136H133V134L130 135ZM130 136H129V137H130ZM146 136H147V135H146ZM181 136H182V138H183L184 134L181 135ZM188 136H189V135H188ZM207 136H208V135H207ZM223 136H224V135H223ZM228 136H229V135H228ZM248 136H249V135H248ZM257 136H258V135H257ZM6 137H7V134H6ZM57 137H58V135H57ZM77 137H78V136H77ZM85 137H86V136H85ZM85 137H84V138H85ZM94 137H96V136H94ZM99 137L102 138V139H101L102 141H101L100 139H99V140L97 139V140L103 142V140H104L103 135H102V136H99ZM99 137H98V138H99ZM107 137H110V135L107 136ZM107 137H106V138H107ZM121 137H120V139H121ZM142 137H143V136H142ZM150 137H151V136H149L148 138L151 139ZM162 137H163V135L161 136V139H162ZM169 137H171V136H169ZM173 137H174V136H173ZM176 137H177V136H176ZM184 137H185V136H184ZM198 137H200V136H198ZM201 137H202V136H201ZM219 137H220V136H219ZM221 137H222V136H221ZM226 137H227V136H226ZM226 137H225V138H226ZM229 137H230V136H229ZM229 137H227V138H229ZM255 137H256V136H255ZM259 137H260V136H259ZM259 137H258V138H259ZM262 137H263V136H262ZM3 138H4V137H3ZM58 138H59L60 140L62 139V141L64 142V140H67L68 137H67V138L64 137V138H65L64 140H63V137H61V138L58 137ZM75 138H76V137H75ZM78 138H79V137H78ZM80 138H81V137H80ZM123 138H124V137H123ZM123 138H122V139H123ZM159 138H160V137H159ZM159 138H158V139H159ZM187 138H189V137H187ZM194 138H193V139H194ZM225 138H224V140H225ZM82 139H83V137H82ZM82 139H81V140H82ZM85 139H86V138H85ZM85 139H83V140H85ZM95 139H96V138H95ZM95 139H93V140H95ZM108 139H109V138H108ZM108 139H107V140H108ZM110 139L112 140V138H110ZM110 139H109V140H110ZM127 139H128V138H126V140H127ZM130 139H132V138H130ZM137 139H139V138H137ZM154 139H156V138L154 137ZM158 139L154 140V141H155V144L157 143L156 141H158ZM164 139L168 140L167 138H164ZM164 139H162V140L164 141ZM169 139H171V138H169ZM183 139H185V138H183ZM183 139H182V140H183ZM190 139H191V138H190ZM190 139H189V140H190ZM200 139H203V138H200ZM234 139H235V138H234ZM241 139H242V138H241ZM249 139H250V136H249ZM254 139H255V138H253V140H254ZM260 139H262V138H260ZM260 139H259V140H260ZM68 140H69V139H68ZM68 140H67V141H68ZM71 140H72V139H70L69 142L66 141V143H70V142H71V143H72V142L74 143V141H71ZM73 140H75V139H74V136H73ZM76 140H77V139H76ZM79 140H80V139H79ZM93 140H92V142H94ZM97 140H95V141L98 142ZM115 140H116V139H115ZM115 140H114V141H115ZM118 140H119V139H118ZM135 140H136V139H135ZM135 140H134V141H135ZM139 140H140V139H139ZM139 140H138V141H139ZM144 140H145V139H144V137H143L142 142H143ZM147 140H148V139H147ZM159 140H160V139H159ZM162 140H161V141H162ZM172 140H173V139H172ZM182 140H181V141H182ZM189 140L187 139V142H188V143H190ZM191 140H192V139H191ZM194 140H195V139H194ZM196 140H197V139H196ZM196 140H195V141H196ZM204 140L206 141V138H204ZM215 140H216V138H215ZM227 140H228V139H226V141H227ZM229 140H230V139H229ZM244 140L247 141L246 139H244ZM251 140H252V139H251ZM251 140H250V141H251ZM256 140H257V139H256ZM263 140H264V139H263ZM263 140H262V141H263ZM8 141H9V140H8ZM87 141L85 140V143H86V144H85V143H84V144H85V145H89L90 147H92L93 145L87 144ZM123 141H124V140H123ZM123 141H122V143H123ZM127 141H128V140H127ZM131 141H133V140H131ZM134 141H133V142H134ZM140 141H141V140H140ZM148 141H149V140H148ZM150 141H151V140H150ZM150 141H149V142H150ZM163 141H162V143L158 141V143L163 144ZM177 141H178V140H177ZM192 141H193V140H192ZM197 141H198V140H197ZM207 141H209V140L207 139ZM222 141H223V140H222ZM235 141H236V140H235ZM242 141H243V140H242ZM245 141H244V143H246ZM262 141H261V142H262ZM6 142H7V141H6ZM29 142H30V140H29ZM77 142H78V140H77ZM92 142H90V143L92 144ZM104 142H105V140H104ZM108 142H109V141H108ZM108 142H106V143H108ZM118 142H120V141H118ZM124 142H125V145H126V146H125V147H122L123 149L126 148V147L128 146L127 143H126V141H124ZM128 142H130V140H129ZM144 142H146V141H144ZM144 142H143L142 144H140V145H143V144H144V147L146 148V145H147V144L145 145ZM164 142H166V141H164ZM168 142H169V141H168ZM168 142H167V143H168ZM170 142H172V141H170ZM174 142H175V141H174ZM183 142H185V141H183ZM187 142H186V143H187ZM193 142H194V141H193ZM199 142H200V140H199ZM203 142H204V141L201 140V143H203ZM209 142H211V141H209ZM214 142H215V141H214ZM236 142H237V141H236ZM252 142H253V141H252ZM252 142H249V143H252ZM8 143H10V142H8ZM8 143H7V144H8ZM17 143H18V142H17ZM19 143H21V142H19ZM22 143H23V142H22ZM31 143H34V142L31 140ZM35 143H37V141H36ZM94 143H95V142H94ZM94 143H93V144H94ZM99 143H100V142H99ZM113 143H114V142H113ZM115 143H116V142H115ZM130 143H131V142H130ZM134 143H135V142H134ZM136 143H137V141H136ZM153 143H154V142H153ZM153 143H152V144H153ZM158 143H157V144H158ZM167 143H166V144H167ZM176 143H177V142H176ZM180 143H181V145L183 144V146H184V144H185V143H182V142H180ZM194 143H195V142H194ZM204 143H206V142H204ZM204 143L201 145V147L204 146ZM211 143H212V142H211ZM240 143H242V142H240ZM253 143H254V142H253ZM263 143H264V141H263ZM81 144H82V142H81ZM84 144L81 145V146H82V147L84 146V148L87 149V148L85 147ZM109 144H110V142H109ZM128 144H129V143H128ZM152 144H150L149 147H152V146H151ZM208 144H209V143H208ZM218 144H220V143L218 142ZM225 144H226V143H225ZM225 144H223V146H224ZM229 144H230V143H229ZM258 144H259V143H258ZM103 145H104V144H103ZM121 145H122V144H121ZM123 145H124V144H123ZM129 145H130V144H129ZM163 145H164V144H163ZM185 145H186V144H185ZM191 145L193 146V145H195V144H192V142H191ZM191 145L188 144L189 147H191ZM199 145H200V144H199ZM205 145H206V144H205ZM210 145H211V144H210ZM210 145H209V147H211ZM216 145H217V144H216ZM226 145H227V144H226ZM230 145H231V144H230ZM255 145H257V144H255ZM79 146H80V144H79ZM81 146H80V147H81ZM106 146H108V148L112 147V146L109 147L108 144H107ZM106 146H104V147H106ZM135 146L138 147V146H139V143L136 144V145H134V147H135ZM147 146H148V145H147ZM161 146H162V145H161ZM171 146L173 147L174 144H172ZM175 146H177V144H176ZM178 146H179V147H182V146H180V144H178ZM219 146H220V145H219ZM250 146H251V145H250ZM263 146H264V145H263ZM82 147H81V148H82ZM87 147H88V146H87ZM94 147H95V146H93V149H94ZM98 147H99V146H98ZM100 147H101V146H100ZM131 147H132V145H131ZM134 147H133V148H134ZM153 147H154V146H153ZM153 147L150 148V149H153ZM156 147H157V145H156ZM158 147H159V146H158ZM162 147H163V146H162ZM162 147H161V149H162ZM193 147H195L194 149H196V150L199 148V147L196 148V146H193ZM201 147H200V150H202ZM204 147H205V146H204ZM206 147H207V145H206ZM214 147H215V145L213 146V148H214ZM224 147H225V146H224ZM226 147H227V146H226ZM241 147H242V146H241ZM244 147L246 148V146H244ZM251 147H253V146H251ZM16 148H17V147H16ZM20 148H21V147H20ZM102 148H103V147H102ZM106 148H107V147H106ZM108 148H107V150H108ZM147 148H148V147H147ZM176 148H177V147H176ZM213 148H212V149H213ZM233 148H234V147H233ZM238 148H240V147H238ZM247 148H248V147H247ZM247 148H246V149H247ZM253 148H254V147H253ZM259 148H260V147H259ZM17 149H18V148H17ZM110 149H111V148H110ZM110 149H109V150H110ZM118 149H119V148H118ZM131 149H132V148H131ZM155 149H156V148H155ZM161 149H160V150H161ZM164 149H166V148H164ZM174 149H175V148H174ZM174 149H173V150H174ZM182 149H183V148H182ZM203 149H204V148H203ZM214 149H216V150L218 151L219 147L217 146V147L214 148ZM220 149H221V148H220ZM234 149H235V148H234ZM243 149H244V148H243ZM246 149H245V150H246ZM248 149H249V148H248ZM19 150H20V149H19ZM94 150H95V149H94ZM98 150H99V149H98ZM109 150H108V151H109ZM126 150H127V149H126ZM129 150H130V149L128 148V151H129ZM134 150H135V149H133V151H134ZM158 150H159V148H158ZM160 150H159V151H160ZM235 150H237V149H235ZM257 150H258V148H257ZM262 150H264V148H262ZM262 150H261V151H262ZM21 151H22V150H21ZM25 151H28V150H25ZM25 151H24V152H25ZM87 151H88V150H87ZM101 151H102V150H101ZM117 151H118V150H117ZM117 151H116V153H117ZM119 151H120V149H119ZM122 151H124V150H122ZM128 151H127V152H128ZM131 151H132V150H131ZM133 151H132V152H133ZM137 151H139V148H138ZM167 151H170V150H166V152H167ZM175 151H176V150H174V152H175ZM180 151H181V150H179V151H177V152H180ZM221 151H222V150H220V152H221ZM225 151H226V150H225ZM227 151H228V150H227ZM230 151H231V150H230ZM233 151H234V150H233ZM242 151H244V150H242ZM250 151H251V150H249V152H250ZM254 151H256V150H254ZM261 151H260V152H261ZM102 152H105V154L108 155V153H106V151H104V149H103ZM109 152H110V151H109ZM111 152H112V151H111ZM127 152H126V153H127ZM135 152H136V151H135ZM153 152H154V151H153ZM163 152H164V150H163ZM177 152H176V154H179V156L182 158V156L180 155L181 152H180V153H177ZM183 152L185 153L184 150H183ZM187 152H188V151H187ZM195 152H197V151H195ZM246 152H247V150H246ZM246 152H243V153H241V154H244V153H246ZM249 152H248V153H249ZM258 152H259V151H258ZM17 153H18V152H17ZM21 153H22V152H21ZM21 153H20V154H21ZM25 153H26V152H25ZM99 153H100V151H99ZM99 153H95V154H99ZM114 153H115V152H114ZM121 153H123V152H121ZM124 153H125V151H124ZM130 153H131V152H130ZM130 153H129V154H130ZM133 153H134V152H133ZM138 153H139V152H138ZM140 153H141V151H140ZM168 153L171 154V152H167V153H164V154H168ZM204 153H205V151L203 152V155H204ZM223 153H224V152H223ZM228 153L231 154V153H233V152H229V151H228ZM235 153H236V152H235ZM248 153H246L247 156H248ZM255 153H256V152H255ZM23 154H24V153H23ZM26 154H27V153H26ZM26 154H25V155H26ZM92 154H93V153H92ZM117 154H118V153H117ZM129 154H128V156H127L128 158L131 157V155H129ZM131 154H132V153H131ZM134 154H135V153H134ZM136 154H137V153H136ZM161 154H162L163 157H166V156L163 155V153H161ZM172 154H173V153H172ZM172 154H171V155H172ZM182 154H183V153H182ZM246 154H245V155H246ZM250 154H253V153L250 152ZM261 154H262V153H261ZM2 155H3V154H2ZM2 155H1V156H2ZM99 155H101V154H99ZM109 155H110V154H109ZM112 155H113V154H112ZM122 155H123V154H122ZM157 155H158V154H157ZM194 155H195V154H194ZM198 155H199V153H198ZM235 155H236V154H235ZM254 155H255V154H254ZM259 155H260V154H259ZM1 156H0V157H1ZM21 156H22V155H21ZM93 156H94V155H93ZM103 156H104V154H103ZM118 156H119V155H118ZM118 156H116V158H117ZM120 156H121V154H120ZM120 156H119V159L122 160V159L120 158ZM135 156H136V155H135ZM158 156H159V155H158ZM169 156H170V155H169ZM169 156H168V157H169ZM172 156H175V155H172ZM218 156H219V155H218ZM227 156H228V155H227ZM231 156H232V155H231ZM236 156H237V155H236ZM239 156H240V155H239ZM255 156H256V155H255ZM262 156H263V155H262ZM95 157H96V156H95ZM97 157H99V156L97 155ZM112 157H113V156H112ZM112 157H111V158H112ZM121 157H123V156H121ZM125 157H126V156H125ZM127 157H126V158H127ZM159 157H160V156H159ZM159 157H158V161H157V162L160 161V160H159ZM175 157H176V156H175ZM175 157H174V158H175ZM180 157H179V158H180ZM199 157H202L201 154L199 155ZM199 157H198V158H199ZM248 157H249V156H248ZM251 157H252L253 159L255 158L254 156H251ZM251 157H249V158L251 159ZM28 158H29V157H28ZM104 158H106V156H104V157H102V158H99V159H104ZM107 158H108V157H107ZM169 158H170V157H169ZM169 158H168V159H169ZM181 158H180L179 160H181ZM225 158H226V157H225ZM233 158H234V156H233ZM236 158H237V157H236ZM236 158H234V159H236ZM238 158H239V157H238ZM240 158H241V156H240ZM249 158H248V159H249ZM256 158H259V159H260V157H258V156H256ZM263 158H264V157H263ZM23 159H25V158H23ZM26 159H27V158H26ZM109 159H110V158H109ZM123 159H124V157H123ZM176 159H177V158H175V160H176ZM185 159H186V158H185ZM207 159H208V158H207ZM221 159H223V157L220 158V160H221ZM229 159H231V157H229ZM229 159H228V160H229ZM7 160H8V159H7ZM89 160H90V159H89ZM91 160H92V159H91ZM120 160H119V161H120ZM126 160H127V159H126ZM126 160H124V161H126ZM148 160H149V159H148ZM150 160H152V159H150ZM161 160H163V159H161ZM169 160H171V159H169ZM182 160H183V159H182ZM237 160H239V159H237ZM241 160H242V159H241ZM241 160H239V161L242 162ZM245 160H246V159H245ZM245 160H244V161H245ZM254 160H255V159H254ZM257 160H258V159H257ZM263 160H264V159H263ZM9 161H10V160H9ZM11 161H12V159H11ZM87 161H88V160H87ZM106 161H107V160H106ZM109 161H110V160H109ZM115 161H118V158H117V160H115ZM115 161H114V162H115ZM155 161H156V160H155ZM166 161H167V160H166ZM184 161H185V160H184ZM192 161H193V160H192ZM221 161H222V160H221ZM223 161L225 162L226 160H223ZM232 161H234V160H232ZM248 161H249V160H248ZM251 161H252V159H251ZM251 161H250V162H251ZM99 162H101V165H102V161H99ZM99 162H98V163H99ZM104 162H105V161H104ZM111 162H112V159H111ZM120 162L123 163V166H124V162H123V160L120 161ZM126 162H127V161H126ZM157 162H155V163H157ZM163 162H164V161H163ZM169 162H170V161H169ZM176 162H178V161H176ZM176 162H175V164H176ZM188 162H190V161L188 160ZM188 162H187V163H188ZM194 162H195V161H194ZM224 162H223V163H224ZM230 162H231V160H230ZM250 162H249V163H250ZM258 162H261V159H260V161H258ZM3 163H4V162H3ZM8 163H9V162H8ZM10 163H11V162H10ZM94 163H95V162H94ZM98 163H97V164H98ZM109 163H110V162H109ZM149 163H150V162H149ZM171 163H172V162H171ZM171 163H170V164H171ZM181 163H182V162H181ZM181 163H180V166H181L182 164H184V163H182V164H181ZM218 163H219V162H218ZM227 163H228V162L226 161L224 164L227 165ZM235 163H236V160H235ZM255 163H256V165L258 164L257 162H254V164H255ZM15 164H16V163H15ZM90 164H91V163H90ZM104 164H105V163H104ZM106 164H107V163H106ZM106 164H105V166H106ZM115 164H116V163H115ZM163 164H164V163H163ZM185 164H186V163H185ZM189 164H190V163H189ZM189 164H188V165H189ZM231 164H232V163H231ZM246 164H247V163H246ZM250 164H251V163H250ZM263 164H264V163H263ZM13 165H14V163L12 164V166H13ZM87 165H88V163H87ZM98 165H99V164H98ZM107 165H108V164H107ZM119 165H120V163H119ZM128 165H129V164H128ZM152 165H153V164H152ZM155 165L158 166V164H155ZM159 165H160V164H159ZM172 165H173V164H172ZM193 165H195V164H193ZM193 165H192V166H193ZM238 165H240V163H238ZM260 165H261V164H260ZM260 165H259V167H260ZM8 166H10V164H9ZM8 166H7V168H8ZM12 166H10V167H12ZM14 166H15V165H14ZM99 166H100V165H99ZM99 166H98V167H99ZM105 166H101V167L104 168ZM110 166H112V165H110ZM114 166L116 167V165H114ZM140 166H141V165H140ZM142 166H143V164H142ZM180 166H178V167H180ZM183 166H187V165H182L180 168H182ZM216 166H217V165H216ZM240 166H241V165H240ZM242 166H244V165H242ZM251 166H252V165H251ZM5 167H6V166H5ZM16 167H17V166H16ZM108 167H109V166H107V168H108ZM112 167H113V166H112ZM112 167H111V168H112ZM119 167H120V166H119ZM121 167H122V166H121ZM133 167H135V166H133ZM144 167H145V166H144ZM167 167H168V162H167ZM167 167H166V168H167ZM173 167H174V166H173ZM175 167H176V166H175ZM175 167H174V168H175ZM187 167H188V166H187ZM189 167H190V165H189ZM189 167H188V168H189ZM193 167H194V166H193ZM193 167H192V168H193ZM195 167H196V166H195ZM244 167H245V166H244ZM248 167H250V166L248 165L247 168H248ZM263 167H264V166H263ZM0 168H1V167H0ZM2 168H3V167H2ZM17 168H18V167H17ZM99 168H100V167H99ZM99 168H96V170L99 169ZM105 168H106V167H105ZM105 168H104V169H105ZM125 168H126V165H125ZM129 168H130V167L128 166V168H126V169L129 170ZM151 168H152V167H150V169H151ZM159 168H161V170H162V163H161V167H159ZM168 168H169V167H168ZM168 168H167V169H168ZM183 168H184V167H183ZM183 168H182V169H183ZM219 168H220V167H219ZM239 168H240V167H239ZM247 168H245V170H247ZM255 168H257V166H256ZM255 168H253V170H255ZM260 168H261V167H260ZM260 168H257V169H260ZM3 169H4V168H3ZM8 169H9V168H8ZM87 169H89V168H87ZM108 169H110V167H109ZM117 169L119 170L120 168H117ZM122 169H124V167H123ZM133 169H135V168H133ZM137 169H140V168H137ZM147 169H148V168H147ZM153 169H155V168H153ZM170 169H171V168H170ZM175 169H176V168H175ZM182 169H181V170H182ZM184 169H185V168H184ZM184 169H183V170H184ZM205 169H206V168H205ZM211 169H212V168H211ZM221 169H222V168H221ZM224 169H225V168H224ZM227 169H228V168H227ZM248 169H249V168H248ZM250 169H251V168H250ZM257 169H256V172H257ZM1 170H2V169H1ZM4 170H6V169H4ZM9 170H10V169H9ZM9 170H7V171H9ZM99 170H100V169H99ZM99 170H98V171H99ZM102 170H103V169H102ZM111 170L113 171V169H111ZM143 170H144V169H143ZM158 170H159V169H158ZM161 170H160V171H161ZM171 170H172V169H171ZM194 170H196V169H193V171H194ZM202 170H203V169H202ZM215 170H216V169H215ZM228 170H229V169H228ZM232 170H233V169H232ZM236 170H237V169H236ZM263 170H264V169H263ZM263 170H262V171H263ZM106 171H107V170H106ZM106 171H105V172H106ZM109 171H110V170H109ZM109 171H107V172H109ZM112 171H111V172H112ZM115 171H117V170H115ZM115 171H114V172H115ZM119 171H120V170H119ZM119 171H117V172H119ZM122 171H123V174H124V170H122ZM122 171H121V172H122ZM126 171H127V170H126ZM129 171H130V170H129ZM132 171H134V170H132ZM145 171H146V170H145ZM152 171H154V170H152ZM176 171H177V170H176ZM185 171H186V170H185ZM185 171H184V172H185ZM229 171H230V170H229ZM251 171H252V170H251ZM0 172H1V171H0ZM2 172H3V170H2ZM5 172H6V171H4V174H5ZM9 172H10V171H9ZM94 172H95V171H93V173H94ZM96 172H97V171H96ZM101 172L103 173L104 170L101 171ZM101 172L99 171L98 173H101ZM137 172H138V171H136V173H134V174L137 175ZM141 172H142V171H141ZM146 172H147V171H146ZM156 172H157V171H156ZM164 172L168 173L167 171H164ZM170 172H172V171H170ZM197 172H199V171H197ZM201 172H202V171H201ZM206 172H207V171H205V173H206ZM234 172H235V171H234ZM248 172H250V170H249ZM248 172H247V173H248ZM254 172H255V171H254ZM10 173H11V172H10ZM98 173H97V176L100 177V175H98ZM109 173H110V172H109ZM127 173H129V172H127ZM127 173H125V174H127ZM143 173H144V172H143ZM150 173H151V172H150ZM150 173H147V174H150ZM153 173H155V172H153ZM181 173H182V172H181ZM202 173H203V172H202ZM235 173H236V172H235ZM241 173H242V172H241ZM262 173H263V172H262ZM262 173H261V174H262ZM105 174H106V173H105ZM131 174H132V173H131ZM155 174H157V173H155ZM158 174H159V173H158ZM172 174H173V172H172ZM206 174H207V173H206ZM211 174H212V173H211ZM253 174H254V173H253ZM258 174H259V173H258ZM8 175H10V174L8 173ZM102 175H103V174H102ZM112 175H114V174H111V175H110V176L113 178L114 176H112ZM115 175H116V177L118 176L117 173H115ZM119 175H120V174H119ZM161 175H162V174H161ZM163 175H164V174H163ZM169 175H170V174H169ZM169 175H168V176H169ZM192 175H194V174L192 173ZM196 175H198V173H197ZM199 175H200V174H199ZM202 175H203V174H201V176H202ZM236 175H237V174H236ZM243 175H244V174H243ZM254 175H255V174H254ZM0 176H1V174H0ZM94 176H95V174H94ZM103 176H105V175H103ZM107 176H109V175H107ZM107 176H106V177H107ZM110 176H109V178H110ZM122 176H123V178H124V175H122ZM128 176H130V174H129ZM138 176H139V175H138ZM138 176H137V177H138ZM143 176H144V175H143ZM154 176H155V175L152 174L151 177H154ZM158 176H159V175H158ZM166 176H167V175H166ZM201 176H200V178H201ZM217 176H218V175H217ZM256 176H258V175H256ZM262 176H263V175H262ZM86 177H87V176H86ZM89 177H91V176H89ZM118 177H120V176H118ZM130 177H131V176H130ZM135 177H136V176H135ZM140 177H141V173H140ZM146 177H147V176H146ZM148 177H149V176H148ZM155 177H156V176H155ZM170 177H171V176H170ZM196 177H197V176H196ZM203 177H205V176H203ZM243 177H244V176H243ZM259 177H260V176H259ZM263 177H264V176H263ZM2 178H3V177H2ZM4 178H6V177L4 176ZM94 178H95V177H94ZM97 178H98V177H96V179H97ZM120 178H121V177H120ZM126 178H128V177H126ZM161 178H162V177H161ZM161 178H160V181H161ZM163 178H164V177H163ZM166 178H167V180H168V177H166ZM181 178H182V177H181ZM184 178H185V177H184ZM187 178H188V176H187ZM193 178H194V177H193ZM244 178H245V177H244ZM253 178H254V177H253ZM260 178H261V177H260ZM85 179H86V178H85ZM85 179H84V180H85ZM99 179H102V178H99ZM128 179H129V178H128ZM137 179H139V178H137ZM140 179H141V178H140ZM151 179H152V178H151ZM154 179H155V178H154ZM169 179H170V178H169ZM173 179H174V178H173ZM188 179H189V178H188ZM188 179H186L185 181H188ZM203 179H204V178H203ZM214 179H215V177H214ZM235 179H236V178H235ZM239 179H241V178H239ZM256 179H257V178H256ZM94 180H95V179H94ZM111 180H112V179H111ZM132 180H133V179H132ZM141 180H142V179H141ZM144 180H145V177H144ZM144 180H142V181L145 182L147 179H146L145 181H144ZM148 180L151 181L150 179H148ZM152 180H153V179H152ZM162 180H163V179H162ZM191 180H193V179L191 178ZM194 180H195V178H194ZM200 180H201V179H200ZM208 180H210V179H208ZM216 180H217V179H216ZM250 180H251V179H250ZM253 180H254V179H253ZM262 180H264V179H262ZM90 181H91V180H90ZM92 181H93V179H92ZM97 181H98V180H97ZM100 181H101V180H100ZM100 181H99V182H100ZM103 181H104V178H103ZM103 181H101V183H102ZM119 181H121V179H120ZM125 181H126V180H125ZM138 181H139V180H138ZM154 181H156V180H154ZM196 181H197V180H196ZM198 181H199V180H198ZM204 181H205V180H204ZM212 181H213V180H212ZM212 181H207V182L209 183V182H212ZM233 181H234V180H233ZM235 181H236V180H235ZM242 181H243V180H242ZM85 182H86V180H85ZM104 182H105V181H104ZM108 182H109V180H108ZM112 182H113V181H112ZM114 182H115V181H114ZM135 182H136V180H135ZM151 182H153V181H151ZM164 182H166V181H164ZM167 182H168V181H167ZM181 182H182V181H181ZM181 182H179V183H181ZM191 182H192V181H191ZM191 182H190V183H191ZM239 182H240V181H239ZM97 183H98V182H97ZM101 183H99V184L101 185ZM109 183H111V182H109ZM127 183H128V182H127ZM139 183H141V181H140ZM157 183H158V182H157ZM168 183H169V182H168ZM198 183H200V182H198ZM203 183H204V182H203ZM259 183H260V182H259ZM81 184H82V183H81ZM89 184H94V183L89 182ZM99 184H98V185H99ZM103 184H104V183H103ZM105 184H107V183L105 182ZM119 184H120V183L118 182L117 185H119ZM131 184H132V183H131ZM136 184H137V182H136ZM136 184H135V186H136ZM141 184H143V183H141ZM145 184H147V181H146ZM182 184H184V181H183ZM188 184H189V182H188ZM188 184H187V185H188ZM206 184H207V183H206ZM209 184H210V183H209ZM209 184H208V185H209ZM212 184H213V183H212ZM238 184H239V183H238ZM240 184H241V182H240ZM262 184H263V183H262ZM96 185H97V184H96ZM98 185H97V187H99ZM107 185H108V184H107ZM111 185H112V184H111ZM113 185H114V184H113ZM121 185H122V184H121ZM121 185H119V188H121V187H120ZM123 185H124V184H123ZM127 185H128V184H127ZM127 185H125V186H127ZM143 185H144V184H143ZM143 185H142V186H143ZM163 185H164V184H163ZM163 185H162V186L160 185V187H163ZM166 185H168V184H166ZM169 185H170V184H169ZM171 185H173V184H171ZM178 185H179V184H178ZM187 185H186V186H187ZM192 185H193V183H192ZM195 185H197V184H195ZM195 185L193 186L194 189H195ZM201 185H202V184H201ZM203 185H204V184H203ZM203 185H202V186H203ZM208 185H205V187L208 186ZM234 185H235V184H234ZM234 185H233V186H234ZM241 185H242V184H241ZM248 185H249V184H248ZM115 186H116V185H115ZM115 186H114V188H115ZM137 186H138V184H137ZM140 186H141V185H140ZM145 186H146V185H145ZM153 186H154V185H153ZM157 186H158V188H159V184H157L156 187H157ZM180 186H181V185H180ZM198 186H199V185H198ZM249 186H250V185H249ZM254 186H255V185H254ZM85 187L87 188L86 184H85ZM85 187H84V189H85ZM91 187L93 188L92 185H91ZM97 187H96V188H97ZM108 187H109V186H108ZM146 187H147V186H146ZM169 187H170V186H169ZM182 187L184 188L185 186H182ZM188 187H189V186H188ZM190 187H191V186H190ZM209 187H210V186H209ZM213 187H215V185H214ZM239 187H241V186H239ZM243 187H244V186H242L241 188L243 189ZM247 187H248V186H247ZM252 187H253V186H252ZM88 188H89V186H88ZM88 188H87V189H88ZM92 188H91V189H92ZM94 188H95V187H94ZM101 188H102V187H101ZM112 188H113V186H112ZM114 188H113V189H114ZM126 188H127V187H126ZM133 188H134V187H133ZM136 188H137V187H136ZM136 188H135V189H136ZM141 188H145V187H141ZM147 188H148V187H147ZM152 188H153V187H152ZM158 188H155V189H156V192L159 191ZM171 188H172V187H171ZM180 188H181V187H180ZM191 188H192V187H191ZM207 188H208V187H207ZM211 188H212V187H211ZM211 188H210V189H211ZM232 188H233V187H232ZM250 188H251V187H250ZM262 188H263V187H262ZM105 189H106V188H105ZM105 189H101V192H105V191H102V190H105ZM109 189L111 190L110 187H109ZM113 189H112V190H113ZM117 189H118V188H117ZM121 189H122V191L124 192L123 188H121ZM162 189H163V188H162ZM172 189H173V188H172ZM178 189H179V188H178ZM178 189H177V190H178ZM181 189H182V188H181ZM185 189H186V188H185ZM197 189L199 190L200 188H197ZM204 189H205V188H204ZM204 189H203V190H204ZM210 189H209V190L206 189V190H208L209 194H210V192H211ZM234 189H235V188H234ZM234 189H233V191H234ZM239 189H240V188H239ZM252 189H253V188H252ZM88 190H89V189H88ZM99 190H100V189H99ZM99 190H98V191H99ZM107 190H108V189H107ZM107 190H106V191H107ZM112 190H111V193H112ZM114 190H115V189H114ZM119 190H120V189H119ZM127 190H128V189H127ZM127 190L125 189L126 192H127ZM136 190H137V189H136ZM140 190H141V189H140ZM146 190H147V189H146ZM151 190H152V189H151ZM157 190H158V191H157ZM166 190L169 191V189H166ZM166 190H164V191H166ZM175 190H176V188H175ZM177 190H176V191H177ZM203 190H201L200 193H201ZM213 190H214V189H213ZM213 190H212V191H213ZM237 190H238V189H237ZM237 190H235V191H237ZM240 190H241V189H240ZM80 191H81V190H80ZM82 191H83V189H82ZM85 191L87 192V190H85ZM117 191H118V190H115V192H117ZM128 191H130V190H128ZM141 191H142V190H141ZM143 191H144V190H143ZM149 191H150V190H149ZM149 191H148V192H149ZM160 191H162V190H160ZM167 191H166V192H167ZM180 191H181V190H180ZM183 191L185 192V190H183ZM190 191H191V189H190ZM193 191H194V190H193ZM233 191H232V192H233ZM242 191H243V190H242ZM242 191H240V192H242ZM246 191H247V190H246ZM257 191H258V190H256V192H257ZM259 191H260V190H259ZM263 191H264V190H263ZM86 192H85V193H86ZM88 192H91V191H88ZM101 192H100V195H101ZM115 192H113V193H115ZM126 192H125V193H126ZM132 192H134V190H132ZM152 192H154V191L152 190ZM172 192H173V191H172ZM204 192H206V191H204ZM238 192H239V191H237V194H238ZM248 192H249V191H248ZM250 192H252V191L250 190ZM260 192H261V195H262V190H261ZM82 193H84V192H82ZM97 193H98V192H97ZM105 193H106V192H105ZM119 193H120V192H119ZM160 193H161V192H160ZM170 193H171V192H170ZM173 193H174V192H173ZM179 193H181V192H179ZM202 193H203V192H202ZM211 193H212V192H211ZM214 193H215V192H214ZM216 193H217V192H216ZM233 193H234V192H233ZM254 193H255V192H254ZM115 194H116L115 196H117L118 193H115ZM128 194H129V193H128ZM138 194H139V193L136 192V195H138ZM146 194H147V193H146ZM150 194H151V193H150ZM163 194H164V193H162V195H163ZM174 194H175V193H174ZM207 194H208V193H207ZM209 194H208V195L205 194V195H206V196H209ZM227 194H228V193H227ZM230 194H231V192H230ZM237 194L235 195V193H234V194H233V195H235L234 197H239ZM241 194H243V192H242ZM244 194H245V193H244ZM97 195H98V194H97ZM104 195H105V194H104ZM106 195H107V194H106ZM120 195H121V194H120ZM132 195L134 196V194H132ZM132 195H128V196H131V197H132ZM142 195H144V194H142ZM142 195H141V196H142ZM151 195H152V194H151ZM155 195H156V193H155ZM162 195H159V194H158L157 196H158V197H159V196L162 197ZM166 195H167V194H166ZM166 195H164V197H168V196H166ZM176 195H178V193H177ZM181 195H182V194H181ZM185 195H186V194H185ZM185 195H183V196H185ZM193 195H194V193H193ZM205 195H204V196L202 195V199H205V198H203V197H205ZM210 195H211V194H210ZM213 195H214V194H213ZM217 195H218V194H217ZM228 195H229V194H228ZM247 195H249V193H248ZM251 195H252V194H251ZM98 196H99V195H98ZM107 196H108V195H107ZM110 196H113V195L110 194ZM121 196H122V195H121ZM147 196H148V195H147ZM169 196H170V195H169ZM171 196H173L172 193H171ZM200 196H201V194H200ZM222 196H224V195H222ZM240 196H241V195H240ZM242 196H243V195H242ZM244 196H245V195H244ZM244 196H243V198H244ZM257 196H258V195H257ZM144 197H145V196H144ZM144 197H141V198H144ZM152 197H153V195H152ZM197 197H198V196H197ZM211 197H213V196H211ZM211 197H210V198H211ZM215 197H216V196H215ZM220 197H221V196H220ZM226 197H227V195H226ZM245 197H246V196H245ZM250 197H252V196H250ZM250 197H249V198H250ZM259 197H260V196H259ZM99 198H100V196H99ZM109 198H110V197H109ZM112 198H113V197H112ZM112 198H111V200H112ZM123 198H124V197L122 196V200H124ZM148 198H149V197H148ZM172 198H173V197H172ZM181 198H182V197H181ZM183 198H184V197H183ZM208 198H209V197H208ZM229 198H230V196H229ZM231 198H232V197H231ZM231 198H230V199H231ZM241 198H242V197H241ZM241 198H240V199H241ZM252 198H253V197H252ZM106 199H107V198H106ZM131 199H132V198H131ZM136 199H137V198H136ZM136 199H135V200H136ZM154 199H155V198L153 197V199H152L153 202H155ZM167 199H168V198H167ZM167 199H166V200H167ZM174 199H176V198H174ZM174 199H172V200H174ZM178 199H179V197H178ZM188 199H189V197H188ZM219 199H220V198H219ZM223 199H224V198L221 199L222 202H224ZM247 199H248V198H247ZM255 199H257V198H255ZM259 199H260V198H259ZM70 200H71V199H70ZM97 200H98V199H97ZM122 200H121V201H122ZM133 200H134V199H133ZM135 200H134V201H135ZM137 200H138V202H137ZM137 200H136V202H137V204H139L140 200H139V199H137ZM141 200L143 201V199H141ZM150 200H151V198H150ZM150 200L147 199L148 202H149ZM162 200H163V198H162L160 201H162ZM198 200H199V199H198ZM200 200H201V199H200ZM208 200H209V199H208ZM211 200H212V202L215 201V200H213V199H210V201H211ZM216 200H217V199H216ZM245 200H246V198H245ZM253 200H254V198H253ZM262 200H263V199L261 198V202H262ZM71 201H73V200H71ZM100 201H101V203H102V201H105V202H106V200H99L98 202L100 203ZM108 201H110V200H108ZM158 201H159V200H158ZM163 201H164V200H163ZM184 201H185V200H184ZM231 201H232V200H231ZM236 201H237V200H235V202H236ZM238 201H239V199H238ZM238 201H237V202H238ZM241 201H242V200H241ZM243 201H244V199H243ZM249 201H251V200H249ZM263 201H264V200H263ZM110 202H111V201H110ZM125 202L127 203V201H125ZM151 202H152V201H151ZM151 202H150V203H151ZM180 202H181V201H180ZM186 202H187V201H186ZM186 202H185V203H186ZM188 202H189V201H188ZM196 202H197V201H196ZM206 202H207V201H206ZM216 202H218V201H216ZM252 202H253V201H252ZM252 202H251V203H252ZM257 202H258V199H257ZM0 203H1V202H0ZM62 203H63V202H62ZM64 203H65V202H64ZM67 203H68V201H67ZM73 203H74V204H77V203H75V202H73ZM94 203H95V202H94ZM108 203H109V202H108ZM108 203L105 204V205H109ZM120 203H122V202H120ZM123 203H124V202H123ZM146 203H147V202H146ZM156 203H157V202H155V204H156ZM159 203H161V204H163V205L166 204V203H162V202H159ZM167 203H168V202H167ZM182 203H183V202H182ZM182 203H181V204H182ZM202 203H203V202H202ZM204 203H205V202H204ZM209 203H211V202H209ZM213 203H214V202H213ZM224 203H225V202H224ZM230 203H231V202H230ZM233 203H234V200H233ZM70 204H72V203H70ZM137 204H136V205H137ZM147 204L150 206L149 203H147ZM147 204H146V205H147ZM207 204H208V202H207ZM225 204H227V202H226ZM235 204H238V203H235ZM240 204H241V205L243 204V207H244V202H242V203H240ZM245 204H246V203H245ZM252 204H253V203H252ZM252 204H251V206L253 207L254 205H252ZM254 204H256V203H254ZM52 205H53V204H52ZM63 205H64V204H63ZM96 205L99 206V205H101V204H97V202H96ZM103 205H104V202H103ZM103 205H101V206H103ZM111 205H112V204H111ZM123 205H125V203H124ZM123 205H122V207H123ZM139 205H140V204H139ZM141 205H143V204L141 203ZM163 205H162V206H163ZM170 205H171V204H170ZM182 205H183V204H182ZM187 205H188V204H187ZM190 205H191V202H190ZM199 205H200V204H199ZM208 205H209V204H208ZM208 205H207V206H208ZM215 205H216V204H215ZM229 205H230V204H228V206H229ZM238 205H239V204H238ZM238 205H237V206H238ZM260 205H261V203H260ZM263 205H264V204H263ZM263 205H262V206H263ZM48 206H50V205H48ZM59 206H60V205H59ZM59 206H58V207H59ZM69 206H71V205H69ZM116 206H117V205H116ZM118 206L120 207L121 204L118 205ZM126 206H127V204H126ZM137 206H138V205H137ZM152 206H153V205H152ZM156 206H157V205H156ZM158 206H160V204H158ZM177 206H178V205H177ZM177 206H176V207H177ZM180 206H181V205H180ZM180 206H179V207H180ZM192 206H194V202H193V205H192ZM202 206H203V207H202ZM204 206H206V205H203V204L200 205V209H201V207L204 208ZM213 206H214V205H213ZM217 206H218V205H217ZM219 206H221V205H219ZM249 206H250V204H249ZM258 206H259V203H258V205H257L256 207H258ZM262 206H261V207H262ZM65 207L67 208V206H65ZM65 207H64V208H65ZM74 207H75V206H74ZM105 207H106V206H105ZM168 207H169V206H168ZM171 207H172V206H171ZM174 207H175V206H174ZM179 207H178V208H179ZM183 207L186 208L187 206H183ZM189 207H190V206H189ZM197 207H198V206H197ZM210 207H211V206H210ZM210 207H209V208H210ZM226 207H227V206H226ZM238 207H239V206H238ZM263 207H264V206H263ZM49 208H50V207H48L47 209L49 210ZM61 208H62V206H60V209H61ZM91 208H93V207L91 206ZM94 208H95V207H94ZM107 208H108V206H107ZM117 208H118V207H117ZM123 208H124V207H123ZM125 208L128 209L127 207H125ZM140 208H142V207H140ZM150 208H151V206H150ZM153 208H154V207H153ZM155 208H156V207H155ZM207 208H208V207H207ZM207 208H206V210H207ZM218 208H220V207H218ZM239 208H240V207H239ZM247 208L250 209V207H247ZM247 208H246V209H247ZM51 209L53 210V209H55V207H54V208L51 207L49 212H53V211H51ZM56 209H59V208L56 207ZM71 209H72V207H71ZM73 209H77V206H76V208H73ZM73 209H72V210H73ZM110 209H112V208H110ZM115 209H116V208H115ZM157 209H158V208H157ZM180 209H181V208H180ZM183 209H184V208H182L181 210H182L183 213H185V211H183ZM187 209H188V207H187ZM212 209H214V208L212 207ZM212 209H209V210H212ZM216 209H217V208H216ZM243 209H245V207H244ZM249 209H248V210H249ZM252 209H254V208H252ZM257 209H258V208H257ZM263 209H264V208H263ZM63 210H65V209H63ZM63 210H61V211H63ZM69 210H70V209H69ZM91 210H92V209H91ZM120 210H121V208H120ZM122 210H123V209H122ZM139 210H140V209H139ZM159 210H160V208H159ZM164 210H166V208H164ZM170 210H171V211H174L173 209H170ZM170 210L168 209V211H170ZM184 210H185V209H184ZM190 210H191V208H190ZM190 210L187 211L189 215H190V213L192 212V210H191V211H190ZM196 210H197V209H196ZM198 210H199V209H198ZM202 210H203V209H202ZM204 210H205V209H204ZM209 210H208V211H209ZM218 210H219V209H218ZM222 210H223V209H222ZM224 210H225V209H224ZM224 210H223V211H224ZM254 210H256V209H254ZM65 211H66V210H65ZM65 211H64V213H65ZM77 211H78V210H77ZM141 211H145V209H144V210L141 209ZM162 211H163V210H162ZM162 211H160V213H161ZM168 211H167V214H168ZM177 211H178V210H177ZM193 211H194V213H197V211L195 212V209H194ZM214 211H215V209H214ZM229 211H230V213H231V209H229ZM235 211H236V210H235ZM237 211H238V209H237ZM237 211H236V212H237ZM241 211H242V210H241ZM244 211H245V210H244ZM244 211H242L241 213H243ZM263 211H264V210H263ZM263 211H260V212H263ZM69 212H70V211H69ZM120 212H121V211H120ZM123 212H124V211H123ZM123 212H122V213H123ZM180 212H181V211H180ZM182 212H181V213H182ZM187 212H186V216H188ZM199 212H200V211H199ZM210 212H212V211H210ZM233 212H234V211H233ZM246 212H247V211H246ZM250 212H251V211H250ZM252 212H253V211H252ZM256 212H258V211H255L254 213H256ZM260 212L257 213V214H258V217L261 216V213H260ZM60 213H61V212H60ZM64 213H62V214H64ZM74 213L77 214V213L75 212V210L73 211V214H74ZM113 213H114V211H113ZM124 213H125V212H124ZM137 213H138V212H137ZM176 213H177V212H176V210H175V214H176ZM192 213H193V212H192ZM204 213L207 214V213H209V212H204ZM222 213H223V212H222ZM248 213H249V212H248ZM248 213H245V214H248ZM259 213H260V215H259ZM263 213H264V212H263ZM69 214H70V213H69ZM120 214H121V213H120ZM129 214L131 215V213H129ZM132 214H133V213H132ZM141 214H142V212H141ZM161 214H162V213H161ZM161 214H159V215H161ZM167 214H166V215H167ZM169 214H170V213H169ZM169 214H168V215H169ZM173 214H174V213H171V215H173ZM177 214H178V213H177ZM177 214H176V215H177ZM206 214H205V215H206ZM209 214H210V213H209ZM228 214H229V213H228ZM238 214H239V213H237V215H235V216H238ZM66 215H67V213H66ZM66 215H65V216H66ZM70 215H71V214H70ZM94 215H95V214H94ZM110 215H111V214H110ZM112 215H113V214H112ZM114 215H115V213H114ZM127 215H128V214H127ZM130 215H128V217H129ZM144 215H145V213H144ZM144 215H143V217H144L143 219H145V216H144ZM168 215H167V216H168ZM178 215H179V214H178ZM178 215H177V216H178ZM195 215H196V214H193L194 217H195ZM201 215H202V214H201ZM222 215H223V214H222ZM231 215H232V214H231ZM233 215H234V214H233ZM239 215H240V214H239ZM241 215H242V214H241ZM249 215H250V217H251V214H249ZM56 216H57V215H56ZM67 216H68V215H67ZM76 216H77V215H76ZM120 216H122V215H120ZM125 216H126V215H125ZM125 216L123 215L124 218H125ZM140 216L142 217V215H140ZM167 216H166V217L163 216V217L167 219L170 215H169L168 217H167ZM173 216H174V215H173ZM179 216H180V215H179ZM182 216H183V215H182ZM184 216H185V215H184ZM190 216H191V215H190ZM190 216H189L188 218H190ZM202 216H203V215H202ZM206 216H207V215H206ZM206 216H205V217H206ZM208 216H209V215H208ZM208 216H207V218H208ZM211 216H212V215H211ZM254 216H255V215H254ZM256 216H257V215H256ZM1 217L3 218L4 216H1ZM8 217H9V216H8ZM68 217H69V216H68ZM108 217H109V216H107V218H108ZM118 217H119V216L117 215V218H118ZM126 217H127V216H126ZM131 217H132V216H130V218H131ZM135 217H137V216H135ZM141 217H139V218H141ZM194 217H193V218H194ZM198 217H199V216H198ZM203 217H204V216H203ZM222 217H223V216H222ZM242 217L245 218L244 214H243ZM248 217H249V216H248ZM2 218H0V219H2ZM6 218H7V217H6ZM6 218L4 217L5 220H6ZM69 218H70V217H69ZM73 218H74V216H73ZM137 218H138V217H137ZM177 218H178V217H176V220H177ZM181 218H182V217H181ZM188 218H187V219L184 218V220H185V219L188 220ZM236 218H237V217H236ZM240 218H241V216H240ZM246 218H247V217H246ZM251 218H252V217H251ZM4 219H3V220H4ZM8 219H9V218H8ZM11 219H12V218H11ZM11 219H9V220H11ZM110 219L113 220V219H115V218H112V216H111ZM122 219H123V218H122ZM141 219H142V218H141ZM141 219H140V220H141ZM171 219H173V218L171 217ZM174 219H175V218H174ZM210 219H211L210 217H209L208 221L205 219V220H206L205 223H207V222L210 223V222H211ZM247 219H249V218H247ZM253 219H254V218H253ZM3 220H1V221H3ZM9 220H8V221H9ZM66 220H67V219H66ZM68 220H69V219H68ZM111 220H108V222L111 221ZM116 220H117V219H116ZM120 220H121V219H120ZM140 220H138V222H139ZM186 220L184 221L185 223L183 222L185 225H186ZM191 220H192V217L190 218L189 221H191ZM200 220H201V219H200ZM200 220H199V224H198L199 227H201V226L203 225V221H202L201 226H200ZM203 220H204V218H203ZM213 220H214V219H213ZM225 220H228V217H227V219H225ZM229 220H230V219H229ZM229 220H228V221H229ZM233 220H234V218L232 219V222H234ZM237 220H239V219H237ZM249 220H250V219H249ZM1 221H0V222H1ZM118 221H119V219H118ZM121 221H122V220H121ZM121 221H120V222H121ZM125 221H126V220H125ZM128 221H129V220H128ZM136 221H137V220H136ZM165 221H166V220H165ZM172 221H173V220H172ZM174 221H175V220H174ZM182 221H183V220H182ZM230 221H231V220H230ZM257 221H258V220H257ZM257 221H256V222H257ZM262 221H263V220H262ZM262 221H261V223H263ZM73 222H74V221H73ZM106 222H107V221H106ZM115 222H116V221H115ZM120 222H117V223H120ZM133 222H134V221H133ZM142 222H143V221H142ZM146 222H147V221H146ZM177 222H179V221H177ZM177 222H175L176 225H177ZM191 222H192V221H191ZM193 222H194V219H193ZM226 222H227V221H226ZM241 222H242V221H241ZM247 222H248V221H247ZM247 222H246V223H247ZM254 222H255V221H254ZM254 222H253V223H254ZM3 223H4V221H3ZM5 223H6V222H5ZM68 223H69V222H68ZM98 223H99V222H98ZM103 223H104V222H103ZM103 223H102V225H103ZM117 223H116V224H117ZM121 223L124 224L125 222L123 221V222H121ZM129 223H130V225H131L132 222L130 221ZM129 223H127L128 226H129ZM139 223H140V222H139ZM143 223H144V222H143ZM143 223H142V224H143ZM188 223H189V222H187V225H188ZM212 223H214V221H213ZM212 223H211V224H212ZM216 223H217V222H215V224H216ZM250 223H252V221H251ZM253 223H252V224H253ZM92 224H93V223H92ZM111 224H113L112 221H111ZM123 224H122V225H123ZM127 224H125V226H126ZM137 224H138V223H137ZM142 224H139V225H142ZM146 224H148V223H146ZM170 224L172 225V223H170ZM181 224H182V223H180V225H181ZM184 224H182V225L185 226ZM223 224H224V223H223ZM226 224H227V223H226ZM226 224H225V225H226ZM228 224H229V223H228ZM232 224H233V223H232ZM234 224H235V222H234ZM247 224H248V223H247ZM257 224H259V223L257 222ZM93 225H94V224H93ZM96 225H97V224H96ZM98 225H99V224H98ZM102 225H101V226H102ZM134 225H135V224H134ZM171 225H170V226H171ZM187 225H186L185 227H188ZM191 225H192V224H191ZM217 225H218V224H217ZM263 225H264V224H263ZM50 226H51V225H50ZM56 226H57V225H56ZM56 226H55V227H56ZM131 226H132V225H131ZM142 226H143V225H142ZM149 226H150V225H149ZM149 226H148V227H149ZM172 226H173V225H172ZM189 226H190V224H189ZM193 226H194V225H193ZM195 226H196V225H195ZM198 226H196V228H197ZM238 226H239V225H238ZM244 226H245V225H244ZM244 226L242 225V227H244ZM247 226H249V225H247ZM255 226H256V225H255ZM95 227H96V226H95ZM97 227H98V226H97ZM133 227H134V226H133ZM140 227H141V226H140ZM148 227H146V225H145V228H148ZM168 227H169V226H168ZM177 227H180V226L177 225ZM177 227H176V228H177ZM205 227H207V226H205ZM219 227H221V225H220ZM231 227H233V226L231 225ZM249 227H251V226H249ZM249 227H248V228H249ZM257 227H258V226H256L255 228H257ZM263 227H264V226H262V228H263ZM98 228H99V227H98ZM101 228H102V227H101ZM104 228H105V227H104ZM180 228H181V227H180ZM188 228H190V227H188ZM188 228H187V229H188ZM203 228H204V226H202V229H203ZM207 228H208V227H207ZM207 228H206V229H207ZM221 228H222V227H221ZM228 228H229V226H228ZM54 229H55V228H54ZM125 229H126V228H125ZM169 229H170V228H169ZM173 229H174V228L172 227L171 231H172V232H175L176 230L173 231ZM182 229H184V228H182ZM191 229H192V228H191ZM193 229H194V228H193ZM200 229H201V228H200ZM208 229H211V228H208ZM236 229H238V227H236ZM249 229H251V228H249ZM259 229H260V228H259ZM55 230H56V229H55ZM55 230H54V231H55ZM162 230H163V229H162ZM162 230H161V231H162ZM178 230H179V228H178ZM185 230H186V228L184 229L183 232H185ZM195 230H196V229H195ZM197 230H198V229H197ZM218 230H221V229L218 228ZM224 230H226V229H224ZM230 230H231V229H230ZM244 230H247V229H244ZM263 230H264V229H263ZM103 231H105V230H103ZM142 231H143V229H142ZM148 231H149V230H148ZM171 231H170V232H171ZM186 231H187V230H186ZM190 231H192V230H190ZM200 231L202 232V230H200ZM203 231H204V230H203ZM206 231H208V230H206ZM209 231H212V230H209ZM226 231L229 232V229L226 230ZM237 231H238V230H237ZM241 231H242V230H241ZM250 231H251V230H250ZM260 231H261V230H260ZM144 232H145V231H144ZM180 232H182V230H181ZM192 232H194V231H192ZM204 232H205V231H204ZM261 232H262V231H261ZM176 233H178V232H176ZM205 233H206V232H205ZM210 233H211V232H210ZM235 233H236V232H235ZM241 233H242V232H241ZM241 233H240V234H241ZM247 233H250V232L247 231ZM252 233H254V232H252ZM262 233H263V232H262ZM161 234H162V233H160V235H161ZM179 234H181V233H179ZM201 234H202V233H201ZM203 234H204V233H203ZM203 234H202V235H203ZM211 234H213V231H212ZM220 234H221V233H220ZM226 234H228V233H226ZM231 234H233V232H232ZM238 234H239V232H238ZM254 234H255V233H254ZM256 234H258V232H257ZM259 234H260V233H259ZM263 234H264V233H263ZM1 235H2V233H1ZM1 235H0V236H1ZM145 235H146V234H145ZM148 235H149V234H148ZM160 235H159V236H160ZM175 235H176V234H175ZM189 235H190V234H189ZM189 235H188V236H189ZM194 235H195V234H194ZM194 235L192 234L191 236L193 237ZM214 235H215V234H214ZM216 235H217V234H216ZM229 235H230V234H229ZM236 235H237V234H236ZM245 235H246V234H245ZM248 235H249V234H248ZM248 235H246V236H248ZM252 235H253V234H251V236H252ZM159 236H158V237H159ZM161 236H162V235H161ZM164 236H166V235H164ZM169 236H170V235H169ZM173 236H174V235H173ZM176 236H177V235H176ZM182 236H183V235H182ZM186 236H187V235H186ZM200 236H201V235H199L198 237H200ZM209 236H210V235H209ZM226 236H227V235H226ZM230 236H232V235H230ZM257 236H258V235H257ZM2 237H4V234L2 235ZM2 237L0 238L1 240H3ZM7 237H8V236H7ZM7 237H6V238L4 237V238L7 239ZM10 237H11V236H10ZM10 237H9V238H10ZM151 237H152V236H151ZM205 237H206V236H205ZM207 237H208V234H207ZM211 237H212V236H210V238H211ZM234 237H235V236H234ZM248 237H249V236H248ZM253 237H255V235H254ZM253 237H252V238H253ZM9 238H8V239H9ZM11 238H12V237H11ZM11 238H10L9 240H11ZM148 238H150V237H148ZM152 238H154V237H152ZM159 238H160V237H159ZM163 238H164V237H163ZM177 238H178V236H177ZM186 238H188V237H186ZM189 238H190V237H189ZM202 238H203V236H202ZM227 238H228V240H229V237H227ZM235 238H236V237H235ZM235 238H234V240H235ZM239 238H240V237H239ZM255 238H257V237H255ZM259 238H260V237H259ZM259 238H258V239H259ZM123 239H124V238H123ZM154 239H155V238H154ZM178 239H180V238H178ZM183 239H184V238H183ZM200 239H201V238H200ZM200 239H199V240H200ZM237 239H238V238H237ZM243 239H244V238H243ZM247 239H248V238H247ZM253 239H254V238H253ZM253 239H252V240H253ZM263 239H264V236L262 237V240H263ZM9 240H8V243H10V242L13 241V240H11V241H9ZM164 240H167V241H168V240H170V239H164ZM228 240H226V241L228 242ZM234 240H233V241H234ZM239 240H241V239H239ZM3 241H4V240H3ZM5 241H6V240H5ZM5 241H4V242H5ZM161 241H162V240H161ZM180 241H181V240H180ZM197 241H198V240H197ZM203 241H204V240H203ZM203 241H202V242H203ZM205 241H206V240H205ZM237 241H238V240H237ZM237 241H236V242H237ZM249 241H250V243H251V240H249ZM254 241H255V240H254ZM259 241L261 242V240H258V242H259ZM202 242H201V240H200V243H202ZM214 242H215V241H214ZM229 242H231V241H229ZM234 242H235V241H234ZM234 242H233V243H234ZM238 242L240 243V241H238ZM243 242H244V241H243ZM243 242H242V243H243ZM246 242H247V241H246ZM263 242H264V240L262 241V243H259V244H256V242H255V245H258V247L260 246V248H261V245H260V244H264ZM167 243H168V242H167ZM185 243H186V242H185ZM203 243H204V242H203ZM205 243H206V242H205ZM205 243H204V244H205ZM217 243H218V242H217ZM222 243H223V242H222ZM171 244H172V243H171ZM176 244H177V243H176ZM207 244H208V243H206V245H207ZM215 244H216V242H215ZM218 244H219V243H218ZM234 244H235V243H234ZM179 245H180V244H179ZM182 245H183V244H182ZM186 245H188V244H186ZM198 245H199V244H198ZM198 245H197V246H198ZM211 245H212V244H211ZM219 245H220V244H219ZM232 245H233V244H232ZM235 245H237V243H236ZM175 246L177 247V245H175ZM209 246H210V245H209ZM209 246H208V247H209ZM212 246H213V245H212ZM215 246H216V245L213 246V247H214V250L218 251L220 248L216 246L217 248H219V249H216ZM253 246H254V244H252V246H250V247H253ZM262 246H263V245H262ZM180 247H181V246H180ZM189 247H190V246H189ZM205 247H206V246H205ZM220 247H221V246H220ZM255 247H256V246H255ZM13 248L15 249V247H13ZM13 248H12V249H13ZM16 248H17V247H16ZM31 248H32V247H31ZM224 248H225V247H224ZM243 248H245V247H243ZM9 249H10V248H8V250H9ZM12 249H11V250H12ZM14 249H13V250H14ZM28 249H29V248H28ZM132 249H134V248H132ZM180 249H182V247H181ZM180 249H179V250H180ZM203 249H204V247H203ZM205 249H206V248H205ZM211 249H212V247H211ZM235 249H236V248H235ZM256 249H257V248H256ZM261 249H262V248H261ZM29 250H30V249H29ZM29 250H27V252H28ZM32 250L35 251L34 248H32ZM187 250H188V249H187ZM189 250H190V249H189ZM198 250H199V249H198ZM238 250H239V249H238ZM246 250H247V248H246ZM251 250H252V249H251ZM262 250H263V249H262ZM30 251H31V250H30ZM176 251H178V249H177ZM181 251H182V250H181ZM184 251H186V250H183V252L181 253L182 255H183V253H185ZM200 251H201V250H200ZM202 251H203V250H202ZM221 251H222V248H221ZM226 251H227V250H226ZM228 251H229V250H228ZM10 252H12V251H10ZM187 252H190V251H187ZM203 252H204V251H203ZM208 252H209V251H208ZM232 252H233V251H232ZM250 252H251V251H250ZM257 252H258V251H257ZM263 252H264V251H263ZM263 252H262V253H263ZM6 253L9 254V252H6ZM20 253H21V252H20ZM24 253H25V252H24ZM31 253H32V252H31ZM31 253H30V255H31ZM33 253H34V252H33ZM127 253H128V252H127ZM206 253H207V252H206ZM206 253H205V254H206ZM209 253H210V252H209ZM216 253H218V252H216ZM225 253H226V252H225ZM228 253H229V252H228ZM235 253H236V252H235ZM243 253H244V252H243ZM243 253H242V254H243ZM247 253H249V252H247ZM17 254H18V253H17ZM25 254H26V253H25ZM120 254H121V253H120ZM122 254H123V253H122ZM129 254H130V253H129ZM249 254H250V253H249ZM259 254H261V253H259ZM9 255H12V254H9ZM23 255H24V254H23ZM23 255H22L21 257H23ZM227 255H228V254H227ZM229 255H230V254H229ZM257 255H258V254H257ZM24 256H25V255H24ZM28 256H29V255H28ZM35 256H37V255H35ZM189 256H191V255L189 254ZM203 256H206V255H203ZM225 256H226V255H224V257H225ZM234 256H235V255H234ZM234 256H233V257H234ZM244 256H246V254H245ZM262 256H263V255H262ZM25 257H27V256H25ZM30 257H32V256H30ZM120 257H122V256H120ZM124 257H125V256H124ZM192 257H193V256H192ZM254 257H255V255H254ZM194 258H196V257H194ZM20 259H21V258H20ZM20 259H19V260H20ZM30 259H31V258H30ZM30 259H29V260H30ZM119 259H121V258H119ZM190 259H191V258H190ZM192 259H193V258H192ZM68 260H69V259H68ZM121 260H123V259H121ZM127 260H128V259H127ZM250 260H251V259H250ZM24 261H25V259H24ZM66 261H67V259H66ZM186 261H187V260H186ZM192 261H193V260H192ZM243 261H244V259H243ZM7 262L9 263V261H7ZM130 262H131V261H130ZM177 262H178V261H177ZM177 262H175V263H177ZM183 262H184V261H183ZM183 262H180V261H179V263H183ZM226 262H227V261H226ZM252 262H253V261H252ZM254 262H255V261H254ZM254 262H253V263H254ZM19 263H20V262H19ZM63 263H65V262H63ZM122 263H123V261H122ZM125 263H126V262H125ZM179 263H178V264H179ZM187 263H188V262H187ZM200 263H202V262H200ZM245 263H246V262H245ZM253 263H252V264H253ZM21 264H22V263H21ZM58 264H59V263H58ZM70 264H71V263H70ZM127 264H128V263H127ZM129 264H130V263H129ZM190 264H191V263H190ZM194 264H195V263H194ZM222 264H223V262H222ZM226 264H227V263H226ZM241 264H242V263H241ZM255 264H256V263H255Z\"/></svg>", "mask_w": 264, "mask_h": 264}]
</instances>
